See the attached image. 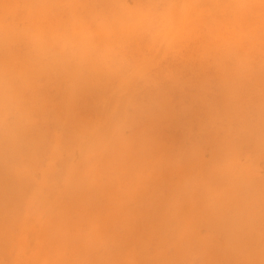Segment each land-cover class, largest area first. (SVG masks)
<instances>
[{
	"label": "bare ground",
	"instance_id": "obj_1",
	"mask_svg": "<svg viewBox=\"0 0 264 264\" xmlns=\"http://www.w3.org/2000/svg\"><path fill=\"white\" fill-rule=\"evenodd\" d=\"M56 1H59V3H60V5L61 6H63V8L64 9H69L68 11H70V10H72V8H74V6H72V8H71V4H72V1H73V3L74 2H76V0L74 1V0H72V1H64L63 2V4H65L66 2H68V3H70V5L68 4V6H70V8L69 7H67V8H65L64 7V5H62L61 4V2L63 1H61V0H0V17L2 16V17H4L1 13L4 11V9L7 11V12H10V11H12L13 12V10L14 11H16V7H18L21 3V5L20 6H22L23 5V7H24V10L21 8V7H19L18 8V10H19V12H22V10L23 11H26L27 9H29V6H28V8L26 7L27 6V4L29 5V4H31V8L29 9V10H31L30 11V13H29V11H28V13H26L27 15H29V16H27L26 15V20H27V18H28V22L31 24V22H32V18H34V13H36V14H43L44 13V10L46 9V10H48L49 8H51L52 6H53V4H51V3H54V6L55 5H57V3H55ZM107 2L106 4H107V6H108V4L111 2V1H114V0H109V2H108V0L106 1V0H102V2ZM115 1H117V0H115ZM118 1H120V0H118ZM124 1V0H123ZM131 1V0H130ZM135 1V0H134ZM137 1H140V0H136V3L135 2H133L132 4H131V2H130V4L132 5L131 7H133L134 8V5H135V8L134 9H136L138 6H140L141 5V1L137 4ZM142 1H144V0H142ZM145 1H147V0H145ZM152 1V0H151ZM160 1V0H159ZM166 3H165V2ZM172 0H161L160 2H164V4H169V5H171L172 4V2H171ZM175 1V0H174ZM176 1H179L180 2V0H176ZM188 1V0H187ZM209 1V0H208ZM211 1H213V2H211ZM210 1V3H207V5L208 6H212V10H215L214 9V7L215 6H217L218 8H220L219 6H221V8L224 6V8H222V9H224L225 11H223V12H225V13H223L222 11V13H223V16H220V17H222V18H224L225 16H227L225 19H223L222 20V18H221V20H219V15H214L213 13L215 12H217V10L216 11H213V13L211 12L212 10H209V9H211V8H209V7H206V8H209L208 10H201L198 14H199V16H196V17H194V16H192L190 13H189V10L188 9H186V11H184L185 9L183 8L184 6H183V4L185 3L186 4V1H184V3L182 4V5H180V7H182V9L179 7L178 8V11H177V15L176 14H174L173 13V16H172V11H174V10H172V8L171 9H169V11H167V12H170V13H164L165 14V16L167 15L168 17H170L171 18V16L172 17H174V21H177V26L175 27L174 26V28H173V25L171 26V23L169 24V26H171V27H169V30L167 31L168 33H170V34H168V35H174L173 36V39L175 38V33H176V36L179 34V32L180 31H182L181 29H183V32H184V35H185V33L187 32V31H189V32H187V34L189 33H191V34H193V37H194V35H195V37H197V34L198 33H200V35H201V33H205V32H207V33H205V34H203L201 37L203 38H205L204 39V42L202 43V42H200L201 40H200V38L201 37H199V39H197L198 40V42L194 39V41H193V37H192V35L190 36V35H185V37H184V35H182L181 33L182 32H180V34L175 38V40L176 41H174L173 39H172V35L171 36H169V41H167L166 42V40H167V38H166V40L164 41L163 40V42L162 41H160L159 43H161V44H163V43H167V44H165V46L164 47H166V45H168V44H170L169 42L171 41L172 43L173 42H177V38L179 37V38H187L188 36H190L191 38H187V39H185V40H187V46H189V43H188V41H189V39L190 40H192L190 43H194V44H196V46H200V48H196V46H194V44L192 45V47H193V49L195 50V48L196 49H201L202 47H203V49H201L200 51H199V53H198V51L197 50H195V51H193V49H191L192 47H191V45L189 46V47H191L190 49L192 50V53H191V51H189V48L188 47H186V46H183V45H185V44H181L182 46L181 47H186L185 49H187V52L186 51H184L181 55H184L185 54V56L187 55V58L188 57H191V55H192V58H195V56H193V55H200L201 53H202V63L204 62V60L205 59H207L208 60V58H210V61H212L214 58H215V56H216V59H215V61L213 60V62L214 63H211V64H213V66L212 67H214L215 69H214V73H215V71H216V73L214 74V75H216L217 77H219L218 75H220V76H222V78H223V76L224 75H226L225 76V78H223V79H225V81H228V82H225L224 80V82L227 84L226 86H223L221 83H222V78L221 77H219V78H217V80H218V82L217 83H219L218 85L220 86V87H222V88H220L219 87V89H223V87H225L224 88V90L226 91V92H228V94L224 91V90H221V91H224V93H222L221 91H219V92H221L222 94H220V96L218 97L219 98V100L220 99H222L221 101L223 102H221L220 103V105H218V109L222 106V108H225V109H223V110H225V112H227L226 113V115H230L231 116V114L232 113H234L236 110L238 111V107H236V105L237 106H239V104L238 103H241L242 101L241 100H244V99H246L247 97H249V96H247V97H245L244 95H242V93L243 92H245V91H240V92H242V93H240L239 91L237 92V90H233L232 88H234L235 86H239V84H242V83H244V82H242L241 83V81H244V79H245V81L247 82L248 80H252V79H254V78H251L252 76L251 75H253L252 73H253V70L251 71V70H249L248 68L247 69H245V70H249V72H251L250 73V77L247 79V74H246V78H243V76H244V73H243V75H241L242 74V72H243V70H242V68L243 67H241V66H244V68L246 67L245 65H249V63H247V60H246V54H247V48L248 47H250V45H251V48H253V44L252 43H254V42H252V41H255V42H257V40L258 41H261L260 39H262V38H264L263 37V34H264V32L262 31V29H264V23H262V21L264 22V17H262V16H264V11L262 12L263 14L261 15V14H259L260 12V10H261V8H264L263 6H262V3H260L261 1L263 2L264 0H261L260 2H258L259 4L258 5H256L255 6V3L257 2V1H259V0H254V1H250V0H248L249 1V5L251 6H249V5H247L248 4V1L246 2V0H229V1H227V0H225L224 2H223V0H221L223 3H221V1L220 0H216V1H218V3H217V5H215L214 6V0H211ZM220 1V2H219ZM120 2H122V1H120ZM149 3H145L146 5L147 4H149V5H151L150 3V1H148ZM160 2H158L157 1V4H155L154 6H156V5H158V3H160ZM193 2V1H192ZM195 2L196 1H194V3L193 4H195ZM254 2V4H252ZM18 3H19V5H18ZM35 3H36V5H35ZM38 3V4H37ZM46 3H47V6H45L44 7V4L46 5ZM49 3V4H48ZM59 3H58V5H59ZM117 3V2H116ZM119 3V2H118ZM125 3V2H124ZM129 2H127L126 4L129 6V4H128ZM143 3V2H142ZM143 3V4H144ZM154 3H155V1H154ZM153 1H152V6H153ZM171 3V4H170ZM212 3V4H211ZM220 3H221V5H220ZM225 3V4H224ZM230 3V4H229ZM25 4H26V6H25ZM42 4H43V6H42ZM76 4H77V2H76ZM102 4H104V3H102ZM105 4V5H106ZM111 4V3H110ZM136 4H137V7H136ZM161 4V3H160ZM163 4V5H164ZM173 4H174V2H173ZM172 4V5H173ZM179 4V3H178ZM224 4V5H223ZM232 4V5H231ZM13 5H16L15 6V8L13 9L12 7H13ZM37 5H40V6H42V7H40V9L39 10H41V11H43V12H39V10H37L36 12H34L33 13V11L35 10L34 8H36L35 6H37ZM50 7H49V6ZM57 5V6H58ZM67 5V4H66ZM73 5V4H72ZM118 5V4H117ZM119 5H121V4H119ZM123 5V4H122ZM141 6V7H138L136 10H141L143 7L145 8H143L142 9V11L143 10H145L146 11V13H147V7H148V5L147 6ZM163 5H160V7H157L158 8V10H159V8H162V7H165V6H163ZM169 5H167L166 7H168ZM187 5V4H186ZM185 5V6H186ZM223 5V6H222ZM227 5V6H226ZM264 5V4H263ZM53 6V7H54ZM104 6V5H103ZM107 6H104V7H107ZM111 6V5H110ZM124 6V5H123ZM175 6H177V2H176V4H175ZM179 6V5H178ZM177 6V7H178ZM210 6V7H211ZM255 6V7H254ZM258 6L259 7H261L260 9L258 8ZM25 7L27 8L26 10H25ZM33 7V8H32ZM43 7L45 8L44 10H43ZM47 7V8H46ZM56 7V6H55ZM54 7V8H55ZM109 7V6H108ZM107 7V8H108ZM117 7V6H116ZM122 6H120V8H121ZM150 7V6H149ZM169 7H171V6H169ZM225 7H227V9H228V12L230 13V14H228L227 13V9L225 8ZM249 9H248V8ZM254 7V8H253ZM37 8H39V6H37ZM36 8V9H37ZM52 9L53 11H54V13H57V11L55 12V10H57V9ZM57 8V7H56ZM59 8V7H58ZM84 8H86V7H84ZM90 8V7H89ZM115 8V7H114ZM119 8V9H120ZM126 8V7H125ZM141 8V9H140ZM154 8H156V7H154ZM174 8V7H173ZM256 8H258L259 10H258V14H257V9ZM22 9V10H21ZM33 9V10H32ZM62 9V8H61ZM60 9V10H61ZM91 9V8H90ZM93 9V8H92ZM96 9V8H95ZM126 9H128V8H126ZM149 9V8H148ZM151 9V8H150ZM149 9V12H148V14L150 13V12H152L151 10ZM168 10L167 8H164V10ZM175 9V8H174ZM180 9V10H179ZM255 11H254V10ZM18 10H17V12H15L16 14H13L12 13V16H14V17H20L21 15H23V13L24 12H22V13H19L20 15H18ZM21 10V11H20ZM74 10H75V8H74ZM77 10V9H76ZM85 10V9H84ZM89 10V9H88ZM107 10V9H106ZM110 10V9H109ZM129 10H131V9H128L127 11H129ZM153 11L155 10V9H152ZM158 10H156V11H158ZM163 10V9H162ZM163 10V11H164ZM165 10V11H166ZM172 10V11H171ZM219 10V9H218ZM253 10V11H252ZM51 11V10H50ZM50 11H48V12H50ZM73 11V10H72ZM91 11H95V12H97L96 10H91ZM91 11H89V12H91ZM111 11V10H110ZM109 11V12H110ZM116 11V10H115ZM115 11H113V13L115 12ZM122 11V10H121ZM120 11V12H121ZM125 11V10H124ZM132 12H133V10H131ZM130 11V12H131ZM135 11V10H134ZM156 11H154V12H156ZM159 11H161V10H159ZM182 11V12H181ZM197 11V10H196ZM203 11H205L206 12V15H208V18H207V16L205 15V12L203 13ZM210 11L211 13L210 14H208V12ZM249 11V12H248ZM262 11V10H261ZM45 12H47V11H45ZM62 12V11H61ZM76 12V11H75ZM95 12H94V14L93 13H91L92 15H94L95 17H97L98 15L97 14H99V12L97 13V14H95ZM108 12V11H107ZM108 12V13H109ZM140 13H143V12H141V11H139ZM139 12H135V15L137 16L138 14H139V16H140V13ZM184 12H185V14H184ZM203 14H202V13ZM244 12V13H243ZM245 12H247V13H249V14H245ZM250 12H254V13H256V14H254V16H253V14H250ZM25 13H24V17H25ZM51 13V12H50ZM53 13V12H52ZM59 13V12H58ZM57 13V14H58ZM62 13H64V12H62ZM65 13H67L66 15H68V12L66 11ZM72 13V12H71ZM70 13V14H71ZM111 13H112V11H111ZM111 13H109V15L111 14ZM116 13V12H115ZM123 13V12H122ZM134 13V12H133ZM137 13V14H136ZM179 13V14H178ZM181 13V14H180ZM193 13H195V12H193ZM201 13V14H200ZM220 13V12H219ZM226 13H227V15H226ZM7 14H9V13H7ZM5 15V11H4V15L6 16L4 19H7V16L8 15ZM34 14V15H33ZM41 14V15H42ZM46 14V13H45ZM48 14V13H47ZM56 14V15H57ZM60 14V13H59ZM78 14V13H77ZM121 14V13H120ZM124 14L126 15V13L124 12ZM158 14V13H157ZM224 14H225V16H224ZM10 16H11V14H9ZM32 16V18H30L29 19V17H31ZM41 15H40V17H39V19L41 18ZM49 16H46V15H42V19L44 20H42V19H40V20H38L39 21V23H40V21L41 22H47V19H48V21L50 22L49 23V25L50 24H52L51 22L52 21H54L55 20V24H54V22H53V27H54V29H55V26L56 27H59V26H57V23L58 22H56V21H58V19H61V17H59V15L58 16H56V15H54L53 16V14H48ZM52 15V16H51ZM64 14H62V15H60V16H62V19L59 21L60 23H65V20H67V16L66 15H64V16H66V18L63 16ZM86 15H89V13L87 12L86 13ZM92 15H90L89 17H91ZM97 15V16H96ZM111 15H115V14H111ZM111 15L109 16V17H111ZM124 15V16H125ZM128 16L129 15H131V14H127ZM144 15H147V14H144ZM155 15V14H154ZM160 15V14H159ZM170 15V16H169ZM211 16V18H212V20L210 19V16ZM228 15H229V17H228ZM239 15H241V16H239ZM242 15H243V17H242ZM245 15H246V17H245ZM248 15V16H247ZM253 17H256L255 15H258L256 18H253ZM10 16H8V18H11ZM36 16V15H35ZM58 18L57 20H56V17ZM69 17H70V15H68ZM101 16V15H100ZM106 16V15H105ZM132 16H134V14L132 15ZM147 16H149V15H147ZM146 16V17H147ZM157 16V15H156ZM161 16V15H160ZM159 16V17H160ZM201 16L203 17V19L201 18ZM213 16V17H212ZM218 17L217 19L215 18V17ZM232 16H234V17H232ZM238 16V17H237ZM46 17H49V18H47L46 19ZM51 17H55V18H53L52 20H51ZM64 17V18H63ZM71 17H72V15H71ZM70 17V18H71ZM83 17V16H82ZM94 17V18H95ZM152 17V16H151ZM162 17H163V15H162ZM168 17H165L166 18V20L167 21H165V23L166 22H168L169 21V19H167ZM176 17L178 18V19H176ZM249 17H251V18H249ZM262 17V19H260ZM23 18V17H22ZM36 19H33V22L35 23L36 21L35 20H37V17H35ZM69 18V20H71V21H73V19H74V21H76V19L78 20V19H80L81 17L79 16V14H78V16H77V18H76V16L73 14V19H70ZM99 18V17H98ZM97 18V19H98ZM106 18H108V15H107V17ZM112 18V17H111ZM144 18V17H143ZM143 18H142V20H143ZM191 18V19H190ZM201 18V19H200ZM232 18V19H231ZM258 18V19H257ZM15 19V18H14ZM21 18H19V20H20ZM46 19V20H45ZM64 19V20H63ZM86 19V18H85ZM113 19V18H112ZM124 19H126V18H124ZM127 19H128V17H127ZM126 19V20H127ZM130 19H132V18H130ZM139 19H141L140 17H139ZM146 19V18H145ZM153 19V18H152ZM156 19H157V17H156ZM160 19H161V21L164 19H162L161 17H160ZM160 19H159V21H160ZM172 19V22H173V18H171ZM170 19V20H171ZM207 19V20H206ZM214 19V20H213ZM243 19V20H242ZM245 19V20H244ZM248 19V20H247ZM251 19L253 20V22H255V21H257L258 22V20L260 21L261 20V22H258L259 24H262L261 25V28H259V27H256V25L255 24H257V23H253L254 24V26H252V24H251V28H255V29H257V30H260V31H262V32H260V31H257V30H254L253 29V32L252 33H254V34H252L251 32V37H250V35H248V33L246 34V32L248 31L249 32V30H246V29H242V27L243 28H247L246 27V21H247V23H248V21L250 20L251 21ZM257 19V20H256ZM3 20V19H2ZM2 20L0 19V21L2 22ZM8 20H10V19H8ZM17 19H15V21H16ZM26 20H25V23L23 22V24H26L27 22H26ZM95 20V19H94ZM99 20L101 21L102 19H98V21L97 22H99ZM107 22H106V24L108 23V20L109 19H105ZM105 20H103V21H105ZM133 20H134V18H133ZM135 20H136V18H135ZM141 20V21H142ZM149 20H150V18H149ZM154 20H155V16H154ZM153 20V21H154ZM189 20H191V21H189ZM225 20V21H224ZM5 21H7V20H5ZM96 21V20H95ZM158 21V20H157ZM186 22V21H189V25H187L188 24V22H187V24L185 25L187 28H185V27H182V23H180V22ZM211 21V22H210ZM222 21H223V23H222ZM244 21H245V24L246 25H244L243 23H244ZM250 21H249V23H250ZM13 22V21H12ZM17 22H19V21H17ZM21 21L19 22V24L21 25V23H22ZM32 22V24L31 25H36V24H39V23H33ZM114 22V21H113ZM140 22V21H139ZM138 22V23H139ZM154 22H156V20L154 21ZM7 23V22H6ZM60 23H58V25H60ZM81 23H82V19H81ZM84 23V22H83ZM82 23V24H83ZM86 23V22H85ZM101 23H102V21H101ZM105 23V22H104ZM192 23V24H191ZM241 23V24H240ZM248 23V25H250ZM7 24H9V21H8V23ZM7 24H6V27H7ZM18 24V23H17ZM18 24V25H19ZM28 24V23H27ZM41 24V23H40ZM40 24L39 25H36V26H34L33 28H34V30H33V28L32 29H30V27H29V29L27 30V32L28 31H31V30H33V32L35 33V30H36V32L38 31V30H40V31H38V33H36V34H39L40 32V36H42V37H40V38H42L43 39V36H44V39H45V37L47 36V35H43V33H42V31L43 30H41V29H43L42 27H41V29L39 28L40 27ZM43 24V25H42ZM41 24V26H45V24L46 23H42ZM61 24V25H62ZM106 24H104V25H106ZM114 24V23H113ZM134 24H136V25H138L137 23H136V21H135V23ZM140 24H143V23H140ZM146 24H148V23H146ZM150 24H151V21H150ZM162 24H164V22L162 23ZM172 24H176L175 22H173ZM219 26H222L223 28H225V29H223L222 28V30L220 29V27H218V25ZM221 24V25H220ZM237 24V25H236ZM239 24V25H238ZM5 26V23H4V25L3 24H1L0 23V26ZM29 25V24H28ZM28 25H24V27H21V28H24L25 29V26L27 27ZM55 25V26H54ZM61 25H60V27H61ZM84 25V24H83ZM133 25V24H132ZM152 25H153V23H152ZM151 25V26H152ZM154 25H155V23H154ZM217 25V26H216ZM236 25V26H235ZM241 25H242V27H241ZM244 25V26H243ZM14 26V25H13ZM21 26H23V25H21ZM38 26V27H37ZM101 26H103V25H101ZM116 26V25H115ZM147 26V25H146ZM145 26V27H146ZM150 26V25H149ZM156 26L158 27V26H160V25H158V24H156ZM156 26H155V28H156ZM163 26V25H162ZM161 26V27H162ZM165 26V25H164ZM167 26H168V24H167ZM188 26H190V27H188ZM228 26H231V27H229L228 29H226ZM234 26V27H233ZM237 26H240V27H237ZM6 27H4V28H6ZM35 27H37V29L35 28ZM46 30H45V28H44V30L45 31H50L52 34H50V35H48L49 37L50 36H52V35H54L53 36V38L52 37H48L47 36V38L44 40L43 39V41H46L47 42V39L49 38L50 39V41H48V43H50V47H49V44L47 45V43H46V46H45V43H43L42 42V44H40V45H42L41 47H42V50H40L39 51V48H40V46L38 47V46H36V45H38L39 43V41H42V39L40 40L39 38H38V41H36L37 40V38L36 37H38V35L36 36V34H34L36 37H35V43L33 42V44H32V47H34V46H36V49H37V51H39V52H34L35 50V48H31L32 50H34L33 51V53L35 54V57H33L34 55H33V53H32V50L29 48V46L31 47V45H29L28 44V48L30 49H28L27 51L29 52V55H30V52H31V54L33 55H31L32 57H30L29 55H28V52L27 53H22V51H21V53H19V51L18 50H14L13 49V47L11 48V49H7L6 47V49L8 50V52H6V50H4V45L5 46H10L9 45V43H7V41H9L10 42V39H8L7 40V38H9V37H7V36H5V35H7V30L9 31V28H11L10 30L12 31V29H13V27H9V25H8V27L6 28V29H4L3 31L4 32H7L6 34L3 32V34H5L4 36H5V39L4 40H6V41H1L0 40V44H1V46L4 44V42H6V44H4L3 45V51H5V54L6 53H8L9 55H3V51H2V48H1V46H0V51H2V54H1V52H0V59H1V57H2V59H4V60H0V111H4L5 109H8V112L10 113V111L12 110L11 108L13 107V103H15V99H17L19 102L17 103V101H16V108L14 109L13 108V110H15V111H12L11 113H13V112H16L17 111V109H19L17 112H16V114L14 115L15 117H14V120H13V118H12V122H11V124H9L8 122H7V125H6V121L7 120H5L4 122H3V120H1L0 121V124L2 125V123H4L6 126L5 127H7V126H9V127H7V129H2L1 128V125H0V129H2L1 130V132H0V135H1V137H3V134H4V137H3V140L2 141H4L3 143V145L1 144L2 142H0V146L2 145V147H0V148H4V145L6 144V146H5V151H7V152H10L9 150L11 149V148H13L12 149V152H14V155H13V153H11L10 152V154H8V153H5V151L4 152H2V150H1V153H3V154H1L0 153V160H1V158L4 156V153L6 154L5 155V158H2V161H3V159H5L4 160V163H2V161H0V259H2L1 261H0V264H181L182 262H184V261H186V260H184L185 258H190L191 257V255L192 254H195V253H197V255L196 256H199L200 254H202V256L203 257H201V258H199V257H196V258H198V260L199 259H203V261L201 260V264L202 263H204V264H219L220 262L222 263V264H264V252H263V249L262 248H255L256 247V245L255 246H252V245H250V243H248V245H247V238L249 239V235H251V237H252V239H254L253 238V236L252 235H254V237L255 236H258L259 238H257V239H259V240H257L258 241V244L257 245H259L260 246V244H263L264 243V233H262L261 231L263 230L264 231V227L262 226L261 227V229L262 230H260L259 231V228H256V225H255V223H256V221H255V216L257 215L258 216V214H259V212L257 211V214L253 211L254 209H253V207H254V205H258V203L260 204L261 202L260 201H264V175L263 176H261L262 177V182L259 184V183H257V185L255 184V185H253V184H250V185H248L249 184V182H252V183H255V182H253V180L252 181H250V179L252 178L253 179V177H251V175H254V174H260V173H264V166H263V164L261 165V164H259V165H255V167H253L254 166V163H253V166L252 165H247V163H245V161L244 162H241V160H239L240 159V152H239V144H238V148L237 147H235L236 146V144H235V142H234V145H233V140L231 139V137H230V133L228 134V136H227V138H228V140H227V138H226V140H225V142L223 141V140H221V138H220V140H221V142H223V143H221L220 141V143H219V145H217V147H215V148H217L216 150L217 151H214L213 152V155L217 158V160H211V162L212 163H214V164H216V165H214V164H212V165H214V166H212L210 169H209V171L208 172H204L203 170V168L204 167H202L201 169H202V173L200 172L199 173V175H201V178H200V176L198 175V178L199 179H197V177H196V175H195V177H193L192 175V173L194 172V171H192L191 169H193V167H196L197 165L196 164H198V162L197 163H195L197 160H199V159H201L204 155H205V153H206V151L205 150H207V149H205V150H203V148H202V146L201 145H199V146H201L200 148H199V146H195V148H194V146H192V148L190 147V150H185L184 152L183 151H181V154H180V152H177L176 150H178V151H180L179 149H181V147H174V145L170 142V140H169V142H168V144H172L173 146H168L169 148H167L166 146V148L167 149H164V147H163V145L165 144H167V139L165 140V138L163 137V135H161V133H162V131H161V133H159L158 132V129L159 128H163L164 127V125H165V123H164V121L166 122V128H168L167 126H169V125H173V124H176L175 125V127H176V130H177V128H180L181 127V125H180V122L182 121V119H181V117L180 116H178V115H176L177 114V111H176V114H174L175 112H174V110L171 108V106H169V104H171V102L170 103H168L167 101H166V99L167 98H165V97H162V99H159L158 97H153V95L151 96L152 98H158L159 99V101L160 102H162V105H163V103H165L163 106L161 105V103L160 102H158V99H157V101L155 102V100L156 99H152V102H155V106L154 107H156L155 109H156V111H155V109H153V106L151 105L150 106V109H149V106H146L147 104H148V102L146 103V104H143V106H142V108L143 109H141V108H139L138 106H136V108H135V110L136 109H138L139 108V112H140V110H142V112H145V108H146V111L147 110H150V111H147V113H146V116H145V120H147L148 118L150 119V121L152 122V121H155V120H158V119H161V115H163L164 116V114H169L168 116H173V119H172V117L169 119V117L168 118H166L167 117V115H165L164 117L162 116V118L164 119V121L162 122L161 120V123L163 124V126H162V124H159L160 123V121H157L158 122V124L159 125H161L162 127H159V128H155V126L157 125L158 126V124H156V121L155 122H150L149 120H147L146 121V123L147 124H149V122L153 125V127H152V125L151 124H149V126L151 127L150 129H153V130H150V132L151 131H153V135L156 133V136H153V135H151L152 133H150V132H148L149 130V126H147L146 125V131H145V129H144V127L142 126V125H140V123L138 122L137 124H139L140 126H142L143 128V130L141 129L140 130V132H142V133H140V132H137V131H135V130H138L137 128H135L136 126H135V123H132V121L133 120H135V118H133L132 117V119L130 118V116H128L129 114V112L127 111V117H128V119L130 120L131 119V122H129V120L128 121H125V120H127V117H125V119H124V117H122L123 119H124V122L123 121H121L122 120V118H121V120H119L118 118H119V116H115V115H117V114H120L119 112H121V114H122V111L120 110L121 109V107L119 108V103L117 104V106H114L115 108H116V110H118V112L115 110V112H114V110H113V108H112V106H111V104H110V99H108V100H106L105 101V104H106V102L107 101H109V103L107 102V104L106 105H108L107 107H109L110 109H108V108H106L105 106H104V108H106L107 110H109L108 112L109 113H111L110 112V110L112 109V113L111 114H113L114 113V115H112V119H115V121L113 122V125H111V124H109V125H111V127L110 126H108V123H110L112 120H108L107 122L108 123H106L105 124V122H104V124H103V126L104 127H106V126H108L109 128H110V130H109V128L107 127V129L105 128V130H104V128L103 129H100L101 130V132H99V126H101V125H99V126H97L95 129L96 130H94V127L92 126L93 125V121L92 120H90L89 119V121H91V123L89 122V124L87 125L86 123V121L88 120H86V116L84 117L83 116V111H80L81 113H82V115L79 113V112H77V114H78V117L76 116H74L73 115V117H74V119H78V121H80L81 120V118H83V120L85 121V124H80V123H84V121H82V122H77V124L79 123L80 124V126H82V128H79V131H81V132H84V133H81V136L83 137L84 135L86 136L87 134H85V133H88L87 131L85 132L84 130L86 129L87 130V128H85V127H87V126H89L90 124H92L91 126L93 127V130H94V132L91 130V132H89L90 134L93 132V133H95L97 130V133L99 132L100 133V135L101 136H99L98 134H96V136L98 137H96L95 135H94V137H93V133H92V139H96L95 141H94V144H93V142H91V141H93L92 139L91 140H89V142L91 143L90 145H88V147L90 146V147H92V148H86L85 147V150L82 152V149H81V147H80V149L81 150H79V148H76L77 147V145L75 146V142H76V140H75V138L77 139L78 137L80 138L81 136L79 135L80 133L78 132V131H75V133L77 132V133H79V134H75V133H73V131H74V129L71 131V133H69V135H71V137H72V134L74 135V137H72L70 140H72V145H73V141L75 140V144H74V151H72V150H69V152L70 151H72V155H70L71 156V160L70 159H67L68 161H71L70 163L68 162V164H67V167H66V169L64 170V173H63V175H62V177L61 178H59V180L61 179L62 180V183L61 184H63V187L61 186V188H59V190H57V192L56 193H52L53 195H58L57 197L59 198H57L56 200L55 199H53V198H51L50 199V196L51 197H53V195H47L48 196V198H47V196H44V197H41L40 198V196H43V190H42V195H40L39 194V191H38V188H39V186H41V182L39 183V182H37V181H35V182H33V184H36V185H34L35 187H34V189H33V185L31 186V184H29L30 182H28V184H29V186L27 185V186H25V187H32V190L33 191H29L28 189H26V188H23L24 186L23 185H25V183H27V181L28 180H32V181H34L35 179L37 180V178L35 177L36 176V174H35V176H34V174L33 173H27V171H26V169H24V167L21 165V163L22 164H25V167H26V165H27V162L26 161H22V159H24L25 158V156H27L25 153L23 154V152L22 151H27L28 149H29V153H27V154H29L30 156H31V158L30 159H32L33 160V156H35V155H43V158H41L40 157V159L43 161L44 160V155L45 154H43V151L41 152L42 154H36L37 152V150L36 149H41L40 148V145H42V147H43V145H45L44 143L45 142H42L43 140H41L42 138H44L45 139V134H47L48 132H46V133H44V134H42V132H41V134H42V136H41V134H39L40 132H35L36 130L35 129H33V128H36V127H32L31 129L30 128H28V124H27V122L26 121H31L30 119H28L29 117H31V113H32V118H33V116H38L39 118L41 117V113L45 110V108H48V107H46L45 106V104H47L48 106L50 105H53V107L54 106H57V103H51V102H48V101H50L51 99H53V98H56L55 100H57V101H59V97L58 96H56V97H53L54 96V93H52V97H50L49 98V95H51V94H47V93H44V92H47V90H43L44 92H40V90H41V85H48V83H49V87H51V85H52V87H53V84L52 83H50L52 80L55 82L56 80L55 79H57L58 78V76H60V78L61 79H59V80H61V81H64L65 80V77H67V75H69L68 76V78H67V81L65 80L64 81V84H65V88H63L62 89V91H64V93L63 94H61V96L63 95V99L65 100V102H67L66 104H65V102L63 101V99L60 97V100L62 99V101L61 102H63V103H61V105L62 104H64V105H60V102H59V104H58V106L56 107V108H58V109H55V110H58V112L59 111H61L60 113H62V114H60L59 113V115H58V113H57V115H56V120H58V121H56V123L57 122H59V124H61V125H66L67 123L69 124H73V127H75V125H76V122H75V125H74V122L72 123V121L71 120H73L74 121V119L72 118V114L73 113H71L69 116H71V120H68V119H66V121H65V123L64 122H62L60 119H62L63 118V116H64V114L66 113L67 114V110H68V113H69V111H70V108L68 109L67 107L69 106H71V104H73V105H75V104H77V103H79V101L81 100V101H83V103L82 104H84V96H86V93H87V96H86V98H88V100L91 98V97H93L94 95V98L96 99V101H97V99L98 98H100V99H102L101 97V94H99V93H106V97L103 95V93H102V95L105 97L104 99H107L108 97H110L109 95L107 96V94H109L110 93V91L108 92V90L110 89V88H112V87H109V88H107L106 87V85H107V83H108V85L110 84L111 86L114 84V87H116V90H115V88L113 89V90H115V92L117 93V94H120L121 92H119V91H122L123 89H126L127 88V86H129V91H130V94H132L131 92V90H133V89H131L130 87L132 86L131 85V83H132V81H131V83L130 84H128V82L130 81V79H131V77L132 76H130L129 77V75H133V74H136L139 70L137 69V71L135 72V70H134V72L135 73H131V74H129V75H127L125 78L126 79H128L129 78V80H125L124 78V80H123V82L125 81V83H127V84H125V83H119V82H117V81H119L118 79H120L121 78V76L122 75H124V74H122L124 71H123V69L124 68H126V69H128V68H131L132 67V65H133V63H132V65L130 64V67H129V65H128V63H130V62H128V61H130V60H132V59H130V60H127V59H129L127 56H125V57H127V61H124V59H123V57H121L122 55V52L124 53H126V51L125 50H127L128 49V47H129V45H132V46H130L129 48H134L135 47V44H133V43H131L130 44V42L132 41V38H131V33H128L130 36H128L127 35V37L128 38H131L130 40V42H129V44H127V42L129 41H126V47L127 48H125V50L123 49V51H122V48H123V45H122V41H120L119 42V44H120V46H122L121 48H120V46H119V44H118V46H119V48H120V50L122 51H120V55H119V53L117 54V52L115 53V55L113 56V57H110V59L111 58H115V60L113 61V62H115V61H117L118 63L119 62H121L122 60H120L121 58L123 59V63L122 64H120L119 65V67L122 69V71H120L121 69L119 68V69H117V71H118V74H119V76H118V74H115V70H114V68L116 67L115 65H117L118 63L117 62H115V63H113V62H111L110 61V59H108V61H110V62H106L105 63V54H104V52L103 51H100L99 53H98V51L100 50L99 48H102V45H103V42L100 44V45H98L97 47H99V46H101V47H99L98 49H94L93 50V53H95V52H97V53H95V54H92V53H85L86 51L84 50V49H86L87 50V48H88V50L87 51H89V49L92 51V46H93V44H92V46L89 48V46L90 45H86L85 47H87V48H85V47H83L84 45V42L85 41H83V40H85V32L87 31V29H86V31L85 32H82L83 33V40L81 39V41H83L82 43L83 44H81V45H83V46H81L80 44H79V47H80V49H78L79 47H71L70 45V43H71V37H69V38H67L69 35H71V34H69V33H67V34H65L64 33V26H62L61 28H60V30H63V32L60 34L59 33V36L61 35L62 36V38L61 39H63L64 40V38H66V39H68V40H64L65 42H63V43H67V42H69V39H70V42H69V46L71 47H68V43L66 44V47L65 46H63V47H65L63 50H67L68 48V52H67V54H66V52H63V50L61 49V48H59L58 47V43L60 44V42H58V38H59V36H58V38L55 36L56 34L58 35V32L59 31H57L56 30V32H55V30L53 29V27L50 25V27H48V22H47V24H46ZM108 27V24H107V26L106 27H104V28H107ZM131 26H129V27H127V28H130ZM133 28H136L135 26H132ZM143 27V26H142ZM154 27V26H153ZM153 27H150L151 29H153ZM205 27V28H204ZM216 27H218V28H216ZM233 27V28H232ZM235 27H236V29H235ZM0 28H3V27H0ZM63 28V29H62ZM98 28V27H97ZM103 28V27H102ZM109 28V27H108ZM126 28V27H125ZM139 28V27H138ZM144 28V27H143ZM160 28V27H159ZM165 28V30L163 29V34H164V31H165V35H166V29H168V28H166V27H164ZM230 28H231V30H230ZM248 28H250V26L248 27ZM247 28V29H248ZM250 28V29H251ZM17 29V28H16ZM20 29V28H19ZM24 29H22V31L24 30ZM48 29V30H47ZM50 29V30H49ZM57 29V28H56ZM132 29V28H131ZM137 29V28H136ZM185 29V30H184ZM188 29V30H187ZM219 29H220V31H223V32H225L224 34L222 33V35H221V32L219 31ZM1 30V29H0ZM6 30V31H5ZM13 30H15V29H13ZM21 30V29H20ZM19 30V31H20ZM51 30H53L54 31V33L51 31ZM78 30V29H77ZM130 30V29H129ZM129 30H126L127 32L129 31ZM144 30V29H143ZM142 30V31H143ZM145 30H147V29H145ZM150 30V29H149ZM154 30H156V29H154ZM201 30H203V32H201ZM206 30V31H205ZM210 30V31H209ZM212 30V31H211ZM213 30H215V33H214V31ZM216 30H217V32H216ZM228 30H229V33H228ZM236 30V31H235ZM245 31L246 30V32H245V35H244V32H241V31ZM2 31V30H1ZM10 31V32H11ZM18 31V29H17V32H18V34L20 33V37H21V32H19ZM25 31V30H24ZM23 31V36L24 35H27V33H26V31L24 32ZM44 31V32H45ZM79 31V30H78ZM82 31H84V30H82ZM124 31V30H123ZM126 31H125V35H126ZM133 31V33L135 32V34H137L138 33V31H137V33H136V31H134L133 29L131 30V32ZM158 31H159V29H158ZM186 31V32H185ZM220 32V34H217V33H219ZM233 31V32H232ZM16 32V33H17ZM130 32V31H129ZM144 32H146V31H144ZM144 32H142L143 34H144ZM150 32V31H149ZM151 32H152V30H151ZM150 32V33H151ZM156 32H157V30H156ZM161 31H159V33H160ZM209 32H212L211 34H209ZM227 32V33H226ZM239 34H237V33ZM257 32H259V33H257ZM12 33V32H11ZM31 34H32V31L30 32ZM49 33V32H48ZM47 33V34H48ZM101 33V32H100ZM114 33V32H113ZM124 33V32H123ZM122 33V34H123ZM140 33V32H139ZM158 33V34H159ZM230 33H231V35H230ZM261 33H262V35H261ZM10 34V33H9ZM13 34H14V32H13ZM12 34V35H13ZM44 34H46V33H44ZM64 34V35H63ZM69 34V35H68ZM110 35H112V32L111 33H109ZM141 34V33H140ZM153 34V33H152ZM155 34H157V33H154L153 35H151V34H147V32L144 34V37H143V35H142V37H140L139 36V38L142 40V38H143V40L141 41L139 38L138 39H136V41L137 40H140L141 41V43H140V41H138L140 44H141V48H145V46L143 47V44L145 43V42H147L148 43V41H145V40H147V37L149 38V36L151 35V36H153V38L155 39V37H156V35ZM207 34H209V36L210 35H212L211 37H213V36H215V37H213V38H211V37H209ZM213 34H215V35H213ZM229 34V35H228ZM241 34V35H240ZM243 34V35H242ZM255 34H256V38L259 36L260 37V35H261V37H260V39H253L252 41H251V39L250 38H254L255 37ZM260 34V35H259ZM33 35V36H34ZM68 35V36H67ZM109 35V36H110ZM117 35V34H116ZM132 35H134V34H132ZM145 35L147 36V37H145ZM155 35V36H154ZM160 35V34H159ZM216 35L217 36H220V37H216ZM223 35H225L226 36V39H225V37L223 36ZM253 35V36H252ZM258 35V36H257ZM17 36H19V35H17ZM30 35H29V33H28V37H29ZM33 36H32V38L31 39H33ZM60 36V37H61ZM63 36H65L64 38H63ZM78 38V33H77V35H73L72 36V39H73V37L74 38H76V37ZM88 36V35H87ZM86 36V37H87ZM91 36V38H90V40L89 41H91V39L94 37H92V35H90ZM90 36H88V37H90ZM99 36H101V35H99ZM109 36H107L108 37V39H110L109 38ZM115 36V35H114ZM137 36H138V34H137ZM198 36H199V34H198ZM205 36H207V38L205 37ZM228 36V37H227ZM230 36V37H229ZM234 36V37H233ZM236 36H238V37H236ZM241 36V38H240V40H242L243 42H244V40H245V37L249 40V41H251L250 42V44H249V41H247V39H246V42H248V43H246V44H244V43H240L239 42V40H238V38ZM7 37V38H6ZM13 37H15L16 38V34H14V36ZM12 36L10 37V38H13ZM20 37H18V38H20ZM98 37V36H97ZM104 37H106V36H104ZM104 37H103V39H104ZM106 37V38H107ZM123 37H125V36H122V38ZM133 37V39H134V37H135V35L134 36H132ZM160 37H162V36H160ZM160 37L158 36V39H160ZM163 37H165V36H163ZM171 37V38H170ZM225 39V41H224V39ZM233 38V40H231L232 38ZM235 37H236V39H235ZM27 38V37H26ZM98 38H100V37H98ZM105 38V39H106ZM117 38V37H116ZM127 38V39H128ZM135 38H137V37H135ZM152 38V37H151ZM201 38V39H202ZM209 38V40H212L211 42H209L207 39ZM211 38V39H210ZM218 38V40H216ZM221 38V39H220ZM243 38H244V40H243ZM1 39H3V38H1ZM17 39V38H16ZM16 39L13 41V43L16 41ZM29 39V38H28ZM31 39H30V41H31ZM48 39V40H49ZM54 39H56V41H54L53 40V42H51L52 40ZM88 39V38H87ZM97 39V38H96ZM101 39V38H100ZM103 39H101L102 41H104ZM112 39V38H111ZM119 39H120V37H119ZM124 39V38H123ZM125 39H126V37H125ZM124 39V40H125ZM222 39H223V41H222ZM12 40V39H11ZM34 40V39H33ZM32 40V41H33ZM149 40V42H150V39H148ZM181 40V39H180ZM206 40H207V42L209 43H207L206 42ZM221 40V41H220ZM228 40H231V41H237L238 43H239V45H238V43L236 44L235 42L234 43H232L231 41H230V43H229V41ZM29 41V42H30ZM59 41H60V38H59ZM73 41H77V39L75 40H73ZM80 41V42H81ZM112 41H113V39H112ZM115 41H116V39H115ZM144 41V42H143ZM203 41V40H202ZM216 41V43H217V41H219V42H221V43H223V47L221 46V48L219 49V48H217V47H220V45H222V44H220L219 45V43H217V44H215L214 42ZM12 42V41H11ZM37 42V43H36ZM57 43L56 45L57 46H55L54 47V45L55 44H53V43ZM95 42V41H94ZM101 42V41H100ZM124 42V41H123ZM156 43L155 44H157L158 42L157 41H155ZM179 42V41H178ZM177 42V43H178ZM181 42H184V40L182 41L181 40ZM213 42V43H212ZM13 43H11L12 45L11 46H13ZM32 42H30V44H31ZM77 43H78V41H77ZM86 44L88 43V42H85ZM112 43H114V41L112 42ZM117 43V42H116ZM134 43H135V40H134ZM139 43H137L138 45H139ZM146 43V44H147ZM227 43V44H226ZM258 43V42H257ZM51 44L53 45V49H52V47H51ZM76 43L75 42H73L72 43V46H74ZM89 44H91V42L89 43ZM106 44V43H105ZM104 44V45H105ZM146 44H144V45H146ZM160 44V46H162ZM198 44V45H197ZM199 44H201V45H199ZM207 44V45H206ZM211 44V45H210ZM214 44V45H213ZM224 44H226V46H225V49H224ZM232 44H234V46L232 45ZM235 44H236V46H238L237 48H235L236 46H235ZM240 44H241V46H240ZM243 44H244V46H243ZM247 44H249V46L247 45ZM256 44V43H255ZM254 44V45H255ZM34 45V46H33ZM116 45V44H115ZM149 45V44H148ZM177 45V44H176ZM176 45H174L175 47H176ZM217 45V46H216ZM229 45V46H228ZM48 48L49 47V49H52V52H53V50H55V52L57 51L56 49H57V47L60 49V50H62V53H63V56L64 57H61L62 56V53L59 51H57V53H55L56 54V56L53 54V53H50V54H48L47 55V53H46V51L47 52H49L48 51V49L46 50V48ZM117 46V45H116ZM124 46H125V42H124ZM154 46V45H153ZM160 46L158 45V49H160ZM171 46H172V44H171ZM205 46V47H204ZM211 46V47H210ZM216 46V47H215ZM231 46V47H230ZM62 47V46H61ZM62 47V48H63ZM68 47V48H67ZM81 47H83V48H81ZM104 47V46H103ZM113 47H114V44H113ZM112 47V48H113ZM156 47V45L154 46V48L152 47V49H156L155 48ZM163 47V46H162ZM170 46H168V48H169ZM208 49H207V48ZM242 47L243 48H246V49H242ZM43 48H44V50H43ZM73 48V49H72ZM115 48V47H114ZM117 49H119L118 47H116ZM138 48V47H137ZM137 48H136V50H137ZM167 48V47H166ZM166 48H164V49H166ZM177 48V47H176ZM214 48H217V49H219V50H216V49H214ZM223 48V49H222ZM227 48V49H226ZM250 48V49H251ZM72 49V50H71ZM116 49V50H117ZM172 49V48H171ZM175 49V48H174ZM174 49H173V51H174ZM179 49V48H178ZM184 49V48H183ZM182 48H181V50H183ZM211 49H213V50H211ZM235 49L237 50L236 52H235ZM70 50H71V52H70ZM73 50H78V51H76V52H78V54H76ZM83 50L85 51L84 53H83ZM98 50V51H97ZM114 50V49H113ZM113 50H112V52H113ZM135 50V51H136ZM204 50H206V52H204L203 53V51ZM207 50H210V51H207ZM14 51H17L16 53L14 52ZM82 51V52H81ZM127 51H129V50H127ZM131 51V50H130ZM139 51V50H138ZM152 51V50H151ZM157 51V50H156ZM159 51V50H158ZM162 51V50H161ZM177 51V50H176ZM202 51V52H201ZM13 52V53H12ZM25 52H26V50H25ZM51 52V51H50ZM103 52V53H102ZM132 52V51H131ZM130 52V53H131ZM153 53H155L154 51H152ZM151 52V53H152ZM172 52V51H171ZM182 52V51H181ZM188 52H190L191 53V55H190V53H188ZM193 52H196V53H194L193 54ZM210 52V53H209ZM211 52H213V53H211ZM15 53V54H14ZM45 54V56H46V59H48V60H46V59H44L45 58V56H43L44 54ZM59 53V55H57ZM61 53V54H60ZM65 53V54H64ZM130 53L128 54L129 56H131L130 55ZM133 53V52H132ZM136 53V52H135ZM177 53V52H176ZM188 53V54H187ZM217 53V54H216ZM235 53V54H234ZM237 53H239V54H237ZM23 54V55H22ZM26 54H27V56H26ZM36 54H40L39 56L38 55H36ZM71 54H72V56H71ZM74 54H76V56H74ZM81 54V55H80ZM138 54H139V52H138ZM137 53L135 54L136 56L138 55ZM157 54H158V52H157ZM157 54H155L156 56H157V58H159L158 56L159 55H157ZM159 54H161L160 53V51H159ZM170 54V53H169ZM204 54H206L207 56H210V57H206V55L205 56H203ZM222 54H223V57H222ZM225 54V55H224ZM11 55V56H10ZM50 55V56H49ZM52 55H54V56H52ZM80 55V56H79ZM86 55H88V56H86ZM111 55H113V54H111ZM110 55V56H111ZM118 57H117V56ZM124 55H127V54H124ZM123 55V56H124ZM134 55V54H133ZM134 55V56H135ZM170 55H172V54H170ZM174 55V54H173ZM189 55V56H188ZM215 55V56H214ZM231 55H232V59H230V57H231ZM234 55V56H233ZM10 56V57H9ZM24 56H26L27 58L29 57V60L26 58V57H24ZM49 56V57H48ZM52 56V57H51ZM108 56H109V54H108ZM116 56V57H115ZM140 56V55H139ZM156 56H155V58H156ZM167 56V55H166ZM176 56V55H175ZM214 56V57H213ZM226 56H228V59H230V60H228V61H224V59H226L225 57ZM243 56V57H242ZM248 56V55H247ZM6 57V58H5ZM20 57H23V58H20ZM44 57V58H43ZM48 57V58H47ZM67 57V58H66ZM69 57V58H68ZM72 57V58H71ZM121 57V58H120ZM201 57H199V58H201ZM211 57H212V59H211ZM235 57V60L233 59ZM32 60H31V59ZM37 58V60L39 61V63H38V61L37 60H35ZM39 58V59H38ZM71 58V59H70ZM77 59V61H76V59ZM117 58H118V60H120V61H118L117 60ZM132 58V57H131ZM135 57H133V60L134 61H136L135 59H134ZM138 58V57H137ZM156 58V59H157ZM161 58V57H160ZM159 58V59H160ZM197 58V57H196ZM196 58H195V61H196ZM199 58H197V61L199 60ZM222 58V59H221ZM250 58V57H249ZM8 59H10V60H8ZM13 59V60H12ZM70 59V60H69ZM218 59V60H217ZM238 59V60H237ZM11 60H12V63L13 62H15L13 65L15 66V72H17V74L15 73H12V72H14L13 71V67L14 66H12V63H11ZM18 60V61H17ZM27 60V61H26ZM51 60V61H50ZM73 60V61H72ZM74 60H75V62H74ZM79 60H81L82 62L84 61L85 62V64H83L81 61H79ZM132 60V61H133ZM138 60H139V58H138ZM164 60H166V59H164ZM164 60H162V62L164 61ZM189 60V59H188ZM206 60V61H207ZM217 60V61H216ZM221 62H220V61ZM232 60H234V62L232 61ZM237 60V61H236ZM16 61H17V63H19V61H20V64H18V66H16ZM34 61H36L35 63H34ZM40 61H43V63L45 62H47V64H43V63H41ZM49 61V62H48ZM70 61V62H69ZM160 61V60H159ZM192 61V60H191ZM197 61H196V63H194V64H198L199 63V61H198V63H197ZM209 61V62H210ZM239 64V65H241L240 66V68H241V70H240V72H241V74L240 73H238V71H239V69L240 68H238V70H237V67L239 66H236L237 64H236V62ZM243 61H245L244 63H245V65L243 64L242 65V63H243ZM5 62H6V64H5ZM8 62V63H7ZM33 62V63H32ZM74 62V63H73ZM79 62H81L80 63V65H79ZM126 62H128V63H126ZM137 62V61H136ZM161 62V61H160ZM160 62H159V64H160ZM182 62V61H181ZM208 62V63H209ZM215 62H217V63H215ZM220 62V63H219ZM2 63H4V64H2ZM21 63H22V66H21V68H20V65H21ZM77 63H78V65H77ZM110 65H109V64ZM126 65H125V64ZM189 63V62H188ZM191 63V62H190ZM201 63V64H202ZM205 63V62H204ZM208 63H205V64H203V67L202 66H197V70H200V72H201V69L202 70H204L203 71V74L205 75V73H207V71H206V66H207V64ZM223 63V64H222ZM226 63V64H225ZM229 63H231V64H229ZM236 65H235V64ZM10 66H12V67H9V65ZM35 64V65H34ZM76 66H75V65ZM134 64H135V62H134ZM144 64V63H143ZM170 64V63H169ZM168 64V65H169ZM173 64V63H172ZM176 65H177V63H175ZM179 64V63H178ZM218 64H219V66H218ZM221 64V65H220ZM233 64L236 66V68H235V70L234 71H236V72H233V70L232 71H230L232 74H234L235 75V77L234 78H232V76H229L230 75V72H228L229 73V75H228V73L227 74H224L223 72H224V70L225 71H227V69H228V71H229V68H231V67H229V65H231L232 67H234L233 66ZM2 65H5V66H2ZM72 65V66H71ZM74 65V66H73ZM109 65V66H108ZM111 65H113L114 66V68L111 66ZM121 65H123V67H121ZM128 65V68L126 67ZM157 65H158V63H157ZM165 65V63H163V65H162V67ZM174 65L175 67H173L172 65V67L173 68H175L176 70V74H173V75H176V79H178L177 78V76H178V71H177V66H181V63L179 64V65ZM183 65H184V63H183ZM189 64H187L186 65V63H185V65L184 66H186V67H184L185 69H186V71L188 70V69H191V68H193L191 65H193V64H190V66H188ZM196 65L194 66V67H196ZM200 65V64H199ZM206 65V66H205ZM218 67H216V66ZM225 65H227V67L225 66V68L226 69H224V66ZM7 66V67H6ZM34 66V67H33ZM82 66V67H81ZM167 66V65H166ZM165 66V67H166ZM11 68V69H9V68ZM110 67V68H109ZM149 67V66H148ZM147 67V68H148ZM154 67H155V65H154ZM153 67V68H154ZM160 67V66H159ZM158 67V68H159ZM161 67V68H162ZM169 67H170V65L166 68V70L168 69L169 70ZM188 67V68H187ZM200 67V69H198ZM207 67H209V66H207ZM211 67V66H210ZM229 67V68H228ZM3 68V69H2ZM18 68V69H17ZM33 68H36V69H33ZM60 68V69H59ZM112 68V69H111ZM138 68V67H137ZM144 68V67H143ZM156 68V67H155ZM217 68V69H216ZM219 68H220V71H219ZM249 68H250V65H249ZM252 68V67H251ZM6 69H8V70H6ZM17 69V70H16ZM20 69V70H19ZM32 69H33V71H32ZM52 69L54 70V72L56 73H59V74H55L53 71H52ZM62 69V70H61ZM87 69V71H85ZM125 69V72L127 71ZM160 69V68H159ZM165 69V68H164ZM163 69V70H164ZM171 69V68H170ZM180 69H182L181 67H180ZM179 68H178V70L180 71V72H183V71H181ZM185 69H183V70H185ZM224 69V70H223ZM232 69V68H231ZM234 69V68H233ZM38 73V74H35L36 72ZM52 71L51 73H49L50 71ZM59 70H60V72H59ZM115 72H114V71ZM162 70V69H161ZM163 70H162V72H163ZM173 71H174V69H172ZM196 69H194V71H195ZM196 70V71H197ZM207 70H210V69H207ZM211 70H213V69H211ZM244 70V71H245ZM6 71V72H5ZM8 71H11V74H10V72H8ZM42 72L43 74H41L40 72ZM111 71V72H110ZM143 71V70H142ZM142 71H141V73H142ZM165 71V70H164ZM170 71L171 70H169V72H167L168 74V76L170 75L171 77L173 76V75H171V74H169L170 73ZM172 71V72H173ZM174 71V72H175ZM189 71H191V72H194L193 71V69H191V70H189ZM223 71V72H222ZM31 72H32V74H33V76H34V78H39V79H42V82H40V83H42V84H40L39 85V82L37 83L36 82V80L34 79V78H32V74H31ZM33 72H35V73H33ZM48 72V73H47ZM64 72V73H63ZM85 72H87V73H85ZM109 72H110V74H113V75H115V76H118V79H117V77L116 78H114V76L112 75V77H113V79H112V81L113 80H117V81H113V82H111V80L108 82L107 81V83L105 84H102V80L104 81L105 79H107V80H109L108 79V76L109 77H111V75L109 74ZM113 72V73H112ZM122 72V73H121ZM124 72V73H125ZM140 72V71H139ZM161 72V73H162ZM179 72V73H180ZM185 72V71H184ZM222 72V73H221ZM246 72V71H245ZM53 73V75L55 76H53L54 78L52 79L51 77V75L49 76V74H52ZM117 73V72H116ZM120 73L122 74L121 76H120ZM202 73V72H201ZM220 73V74H219ZM41 74V75H40ZM47 74H48V76H47ZM60 74H62V75H60ZM138 74V73H137ZM146 74V73H145ZM160 74V73H159ZM163 74V73H162ZM213 74V73H212ZM222 74V75H221ZM238 74V76H237V78H236V75ZM240 74V75H239ZM264 74V73H263ZM262 74V75H263ZM36 75H38L37 77H35ZM46 76L45 78L44 77H42L41 78V76ZM140 75V74H139ZM142 75V74H141ZM164 75H166V74H164ZM207 75H208V73H207ZM261 75V76H262ZM31 76V77H30ZM65 76V77H64ZM102 76H107V77H103L102 78V80H101V77ZM134 76V75H133ZM136 76H138V75H136ZM135 76V77H136ZM159 76H161V75H159ZM201 76H202V74H201ZM200 76V74H199V77H201ZM18 77V78H17ZM47 77H48V79L50 78V79H52L51 81L49 80L48 81V79H47ZM111 77V78H112ZM123 77V76H122ZM145 77V76H144ZM163 77V76H162ZM161 77V78H162ZM165 77V76H164ZM171 77H168L169 78V80L168 81H170L171 80V83H174V82H172V79H173V77L171 78ZM181 78H183L182 76H180ZM203 77V79H205V77L204 76H202ZM209 75L207 76V79L204 81V84L205 83H207L206 81H208V80H210L209 78ZM212 77H214V76H212ZM231 77V78H230ZM240 79H239V78ZM241 77H242V79H241ZM245 77V76H244ZM28 78H29V81H28ZM64 78V79H63ZM70 78V79H69ZM141 78H143L142 76H140V80H141ZM167 78V79H168ZM211 78V77H210ZM221 78V79H220ZM20 80V81H17V80ZM63 79V80H62ZM138 79V80H139ZM166 79V78H165ZM229 79V80H228ZM231 79H233L234 81H235V79H237L236 81H238V83H236L235 85H232L231 83H233V82H231L232 80ZM259 80V79H262V81L261 80H259L257 83H260L259 85H260V89H261V91H257V90H259L258 88L257 89H255L256 87H254L252 90L256 93V94H258V95H260V94H263L264 95V93H262V92H264V87H263V89H262V86L261 85H263L264 86V76H262V77H260L259 75L258 76H256V78H255V80ZM33 81V80H35V83H37V85L35 84H33V82L31 83V85H34L35 87H32V86H30V81ZM45 80H46V84H44V82H45ZM58 79H57V81L54 83L53 81V83H54V85L56 84V87H62L64 84L60 81V83H62V86H60L58 83V81H59ZM101 80V81H100ZM136 80V78H134V80L133 81H135ZM138 80H136L138 83H139V81ZM173 80H175V79H173ZM179 80H180V78H179ZM182 80V79H181ZM201 80H202V78H201ZM200 80V82H202ZM241 80V81H240ZM256 80V81H257ZM48 81V82H47ZM68 81L69 82H71V84L69 85L68 84ZM121 81V80H120ZM127 81V82H126ZM135 81V82H136ZM177 81V80H176ZM183 81V80H182ZM182 81H180V84H181V82ZM255 81V82H256ZM261 81V82H260ZM16 82H17V84H16ZM58 82V83H57ZM263 82V83H262ZM19 83V84H18ZM68 84V86H69V88L66 86L67 84ZM115 83H117L116 85H115ZM177 83V82H176ZM182 83H184V82H182ZM216 83V84H217ZM249 83V82H248ZM247 83V84H248ZM28 84V85H27ZM57 84H58V86H57ZM119 84H121V86L119 85ZM123 84H125L124 86H123ZM133 84V83H132ZM175 84V83H174ZM173 84V85H174ZM203 84V83H202ZM221 84V85H220ZM228 84H229V86H228ZM234 84V83H233ZM238 84V85H237ZM246 84V85H247ZM101 85H102V87H101ZM105 85V86H104ZM109 85V86H110ZM119 85V86H118ZM127 85V86H126ZM139 85V84H138ZM137 85V86H138ZM182 85V84H181ZM225 85V84H224ZM245 85V86H246ZM25 86H28V87H32L31 89H32V91H30V90H28V92H29V94H28V96L30 95V93L32 92V94H34V95H30L29 97H28V99L30 98V97H32L30 100L31 101H34V97H35V94L37 93L38 94V98H39V95H40V98L38 99V98H36V99H38L39 100V102L35 99V101H37V102H35L36 104H34V102H31L30 100L28 101V99L27 98H25V96H22L24 99H27V101H25V102H23L22 100H24V99H22L21 97V99L20 98H18V96L20 95V90H22L23 91V88H24V91H25V88H27V89H29L28 87H25ZM37 86H40V87H37ZM98 86H100V88H103V89H100ZM126 86V87H125ZM135 86V85H134ZM170 86H171V84H170ZM170 86H169V88H170ZM175 86L178 88V86H180L179 85V83L176 85L175 84ZM232 86H234V87H232ZM55 87V88H56ZM79 87V88H78ZM98 89H96V88ZM104 87H106L105 89H104ZM119 87V88H118ZM125 87V88H124ZM163 87V86H162ZM162 87H160V88H162ZM168 87V86H167ZM167 87H165V90H167ZM174 87V86H173ZM229 87H231V89L229 88ZM243 87V86H242ZM242 87H241V85H240V87L238 88V89H240L241 88V90H242ZM249 87V86H248ZM248 87H245L246 89L248 88ZM259 87V86H258ZM33 88H36V89H33ZM42 88H43V86H42ZM45 88L47 89V87L45 86ZM44 88V89H45ZM164 88V87H163ZM163 88L161 89V90H163ZM180 88H181V86H180ZM228 88V89H227ZM237 88V87H236ZM27 89H26V92H27ZM38 89V90H37ZM56 89H58V88H56ZM65 89V90H64ZM66 89H68V90H66ZM70 89V90H69ZM80 89V90H79ZM84 89V90H83ZM89 89L91 90V91H89ZM119 89V90H118ZM121 89V90H120ZM137 89V88H136ZM135 89V90H136ZM158 89V88H157ZM35 90V92H36V90H37V92L35 93V92H33ZM59 90H61V88H59ZM76 90H77V92H76ZM92 90H93V93L91 94V92H92ZM94 90L96 91L95 93H94ZM101 91V92H98L97 93V91ZM107 90V91H106ZM111 90V89H110ZM118 90V91H117ZM127 90V89H126ZM164 90V91H165ZM174 89L172 88V90L170 89V91H173ZM178 90H181V89H179L178 88ZM230 90H231V92H230ZM245 90V89H244ZM263 90V91H262ZM48 91H49V89H48ZM57 91V94L59 93V91L58 90H56ZM61 91V92H62ZM79 91V92H78ZM82 91V92H81ZM87 91V92H86ZM89 91V92H88ZM128 91V90H127ZM129 91L126 93L127 95L125 96V94L123 95L122 94V96H120L121 98H127V100H128V95H129ZM134 91V90H133ZM157 91V90H156ZM51 92V91H50ZM65 92H68V93H65ZM75 92L76 93H79V97H78V94L77 95H75ZM80 92H81V94H80ZM158 92V91H157ZM235 92V93H234ZM248 92V91H247ZM259 92V93H258ZM261 92V93H260ZM25 93V92H24ZM39 93H41V94H43L42 95V97H44V98H42L41 97V94H39ZM69 93H71L70 95H69ZM90 93V94H89ZM136 93V92H135ZM158 93H160V92H158ZM158 93H155V95L157 94L158 95ZM164 93V92H163ZM170 92L168 91V94H169ZM231 93H233V94H235V96L233 95V94H231ZM246 93V92H245ZM249 93V92H248ZM250 93H252V91L250 92ZM26 94V95H27ZM56 94V93H55ZM60 94V93H59ZM65 94H68L69 96H67V95H65ZM82 94H83V97H82ZM89 94V95H88ZM97 94V95H96ZM99 94V95H98ZM113 94H115L114 92H113ZM162 94V93H161ZM160 94V95H161ZM197 94L198 93H196L195 95L197 96ZM228 95V98H224V97H227V95ZM247 94V93H246ZM65 95V96H64ZM91 95V96H90ZM93 95V96H92ZM164 95H166V94H164ZM170 95V94H169ZM223 97H222V96ZM231 95V96H230ZM240 95L242 96V97H240ZM248 95V94H247ZM73 96H76L77 97V99L79 98V100H77V99H75L76 97H74L73 98ZM96 96L98 97V98H96ZM99 96H101V97H99ZM112 96H116V95H112ZM125 96V97H124ZM159 96V95H158ZM163 96V95H162ZM168 96V95H167ZM196 96H193V97H196ZM233 96H234V98H233ZM49 98V100H46V99H48ZM58 97V98H57ZM68 97V98H67ZM72 97V98H71ZM90 97V98H89ZM118 97V96H117ZM133 97V96H132ZM235 97H240V98H238L239 100H237ZM262 97H264V96H262ZM65 98H67V99H65ZM69 98H71V100L69 99ZM83 98V99H82ZM110 98H113V97H110ZM116 98V97H115ZM170 98V97H169ZM231 98H233V101L235 102H233L232 101V99ZM242 98H244V99H242ZM14 99V100H13ZM43 99V100H42ZM124 99H121V100H123V102H125V100ZM225 99H226V101L228 100V102H226L225 101ZM237 101H236V100ZM250 99V98H249ZM252 99V98H251ZM260 99H261V95H260ZM67 100V101H66ZM74 100H76V102L74 101ZM88 100H86L85 99V104H87V102H88ZM91 100H92V98H91ZM94 100V99H93ZM99 100V99H98ZM115 100V99H114ZM121 100H117V101H120V103L122 102ZM129 100H131V98L129 99ZM148 100L150 101V99L148 98ZM163 100V101H162ZM168 100V99H167ZM170 100H172L171 98H170ZM262 100V99H261ZM261 100H260V102H261ZM14 101V102H13ZM21 101V102H20ZM71 101H73L72 103H71ZM80 101V102H81ZM96 101H92V102H96ZM100 101V100H99ZM116 101V100H115ZM165 101V102H164ZM217 101H218V99H217ZM216 101V102H217ZM229 101H232L231 102V104L229 103ZM252 101V100H251ZM254 101V100H253ZM257 101V100H256ZM264 101V100H263ZM261 102V103H257V102H255V104H260L261 106H262V108H263V110L262 111H264V102ZM22 102H23V105H21L22 104ZM27 102H28V104H27ZM31 104H30V103ZM44 102V103H43ZM48 102V103H47ZM103 102H104V100L102 99V104H103ZM113 102V101H112ZM111 102V103H112ZM151 102V101H150ZM149 102V103H150ZM151 102V103H152ZM157 102H158V104L160 103V105H157ZM167 102V103H166ZM20 103V104H19ZM49 103H51V104H49ZM69 103H71L70 105H69ZM129 103V102H128ZM145 103V102H144ZM224 103H226V104H224ZM251 103V102H250ZM19 104V105H18ZM25 104H27V105H25ZM29 104H30V106H29ZM32 104H34V106L32 105ZM39 104V105H38ZM68 104V105H67ZM81 104V105H82ZM91 104V103H90ZM89 104V105H90ZM97 104V103H96ZM131 104V103H130ZM168 104V105H167ZM219 104V103H218ZM234 104H236V105H234ZM1 105L2 106H4L3 108H5L4 110H3V108L1 109ZM25 105V106H24ZM40 105H42V106H40ZM98 105H100V103L98 102ZM97 105V106H98ZM104 105V104H103ZM113 105V104H112ZM122 105L124 106V103H122ZM140 105V104H139ZM150 105V104H149ZM172 105V104H171ZM174 105V104H173ZM182 105H184V104H182ZM181 105V106H182ZM223 105H225V107L223 106ZM228 105V106H227ZM229 105L230 106H232V107H229ZM242 104H240V106H241ZM260 105H255V106H257L258 107V109L260 108ZM20 106V107H19ZM33 106V107H32ZM37 106V107H36ZM43 106H45V108L43 107ZM50 106H49V110H51V108H50ZM60 106L62 107V108H60ZM67 106V107H66ZM82 106H84V105H82ZM102 106V105H101ZM127 106H128V104H127ZM175 106V105H174ZM213 106V105H212ZM233 106L235 107V110L233 111ZM252 106V105H251ZM254 105H253V107H255ZM35 107H36V109H35ZM39 107V108H38ZM64 107H66L65 109H67V110H64L63 108ZM72 107V106H71ZM79 107V106H78ZM85 107V106H84ZM83 107V108H84ZM95 107V106H94ZM138 107V108H137ZM160 107H163V108H160ZM165 107V108H164ZM168 107V108H167ZM182 107H184V106H182ZM227 107H229V108H227ZM10 108V109H9ZM31 108H33V109H31ZM40 109V110H38V109ZM44 108V110L42 111V109ZM87 108H89V106L87 107ZM98 108V107H97ZM100 108V107H99ZM102 108V107H101ZM117 108H119V109H117ZM148 108V109H147ZM158 108H160V110L158 109ZM169 108H171V109H169ZM222 108H220V109H222ZM237 108V109H236ZM53 109V108H52ZM60 109V110H59ZM82 109V108H81ZM164 110V112L165 113H162L163 112V110ZM169 109V110H168ZM179 109H180V107H179ZM206 109H208V108H206ZM232 109V110H231ZM240 109H242V108H240ZM255 109V108H254ZM10 110V111H9ZM36 110V112H34ZM37 110H38V112H41L40 114H38V112H37ZM49 110H46L45 112L47 113V111H49ZM54 110V109H53ZM54 110V111H55ZM80 110V109H79ZM83 110V109H82ZM107 110H106V112H107ZM120 110V111H119ZM127 110V109H126ZM134 110V111H135ZM152 110H154V111H152ZM177 110V109H176ZM227 110H231V111H227ZM244 109H242V111H243ZM31 111V112H30ZM35 113V115H33V112ZM85 111H87V109L85 110ZM84 111V112H85ZM88 111H91V110H89L88 109ZM87 111V112H88ZM98 111V110H97ZM159 111H162V112H159ZM168 113H167V112ZM170 111H172V112H174V113H172V112H170ZM182 111V110H181ZM207 111H209V110H207ZM221 110H219V112H220ZM255 111V110H254ZM257 111V110H256ZM259 111V110H258ZM258 111H257V113H258ZM19 112V115H17V113ZM52 112V111H51ZM65 112V113H64ZM74 113H75V111H73ZM95 112V111H94ZM117 112V113H116ZM126 112V111H125ZM136 112V111H135ZM149 112H151V113H149ZM155 114H157V115H154V113ZM229 112V113H228ZM231 112V113H230ZM44 113V112H43ZM42 113V114H43ZM45 113V114H46ZM92 113H93V111H92ZM92 113H90V114H92ZM105 113V112H104ZM108 113V115H110L111 116V114H109ZM116 113V114H115ZM153 113V114H152ZM179 113V112H178ZM236 113V112H235ZM234 113V115L235 116H237V114H235ZM256 113V114H257ZM8 114V113H7ZM52 114V113H51ZM55 114H56V111H55ZM76 113H75V115H77ZM90 114L88 113V115L90 116ZM97 114H98V112H97ZM133 114V113H132ZM131 114V115H132ZM138 114V113H137ZM136 114V115H137ZM140 114H141V112H140ZM148 114V115H147ZM152 114V115H151ZM159 114H160V116H159ZM175 115V117H174V115ZM240 113H238V115H239ZM242 114V113H241ZM259 114H260V111H259ZM261 114H262V112H261ZM10 115H12V114H10ZM47 115V114H46ZM46 115H44L45 117H47ZM68 115V114H67ZM80 115V116H79ZM87 115V114H86ZM87 115V116H88ZM94 115V114H93ZM93 115L91 116V118L93 119ZM96 115V114H95ZM134 115V114H133ZM135 115V116H136ZM180 115V114H179ZM222 115H223V113H222ZM254 115H255V113H254ZM3 115L1 114V116L0 117H2ZM7 116V115H6ZM43 116V119L45 118ZM53 116H54V114H53ZM59 116V117H58ZM83 116V117H82ZM97 116V115H96ZM121 116H123V114L121 115ZM152 116H154V117H152ZM178 116V117H177ZM233 116V115H232ZM259 116V115H258ZM261 116H263V115H261ZM60 117H62V118H60ZM115 117V118H114ZM137 117V116H136ZM140 117V116H139ZM158 117V118H157ZM180 117V122L178 121V120H176V118H179ZM241 117V119H246L245 118V116H244V118H243V116H240ZM260 117V116H259ZM31 118V119H32ZM69 118V117H68ZM85 118V119H84ZM87 118H90V117H87ZM106 118H109V116H106ZM105 118V119H106ZM110 118V119H111ZM147 118V119H146ZM152 118H155V119H153L152 120ZM229 117H227V119H228ZM230 118H236V117H230ZM229 118V119H230ZM263 120H262V119ZM261 118H259V120L260 121H255V119H254V121L257 123H259V122H263L262 124L260 123V127L258 126V128H259V130H261V129H263L264 130V126L263 127H261L263 124H264V117H261ZM8 119V118H7ZM35 119V118H34ZM47 119H49L48 117H47ZM47 119H45L46 121H47ZM52 120H54L53 118H51ZM141 119V118H140ZM143 119V118H142ZM162 119V120H163ZM165 119H167V120H165ZM170 121H169V120ZM172 119V120H171ZM226 119V120H227ZM238 118H236V120H237ZM241 119H239V120H241ZM36 120H37V118H36ZM174 120V121H173ZM231 120V119H230ZM234 120V119H233ZM236 120H235V122H236ZM40 121H41V119H40ZM43 121L44 120H42V123H43ZM46 121H44V122H46ZM51 121V120H50ZM68 121V122H67ZM110 121V122H109ZM119 121H121L122 122V124L120 125V129L118 130V132H116L115 131V129H114V127H118L119 126ZM173 123H172V122ZM242 121V120H241ZM2 122V123H1ZM38 122V121H37ZM37 122H35V123H37ZM64 123V124H62V123ZM67 122V123H66ZM99 122V121H98ZM98 122H95L94 121V126H96L97 124H98ZM174 122H177V123H174ZM179 122V123H178ZM240 122V121H239ZM243 122V121H242ZM35 123H31V126L32 125H35ZM47 123V122H46ZM112 123V122H111ZM125 123V124H124ZM155 123V124H154ZM169 123V125H167ZM182 123V122H181ZM184 123V122H183ZM243 123H246V122H243ZM255 123V124H256ZM9 124V125H8ZM26 124V125H25ZM48 124V123H47ZM96 124V125H95ZM134 124V125H133ZM143 124V123H142ZM240 124V123H239ZM238 124V125H239ZM64 125V126H65ZM83 125H85V126H83ZM87 125V126H86ZM155 125V126H154ZM184 125V124H183ZM183 125H182V127H183ZM203 125V124H202ZM213 125L214 124H212V127H213ZM217 125V124H216ZM4 125H2V127H3ZM31 126H29V127H31ZM56 126V125H55ZM59 126V125H58ZM63 126V127H64ZM121 126H122V128L123 129H126V130H121L122 128H121ZM134 126V127H133ZM139 126V127H140ZM205 126V125H204ZM203 126V127H204ZM243 126L245 127V124H243ZM246 126H248V125H246ZM257 125H254L253 127L255 128ZM25 127H27V130L29 129V130H31V132L33 133V132H35V135H34V133H33V135L34 136H32V134H30L29 135V133H27L28 131L26 130V128ZM60 127V126H59ZM174 126H172L171 128L172 129H175V128H173ZM200 127V126H199ZM243 127V129H241L240 131H242L243 132V130H245V128H247L248 129V127H245L244 128ZM252 127V129L251 128H249V130H255L254 132L253 131H251L252 132V134H254L255 132H259L258 133V136H257V133H255L254 134V136H257L255 139H259V143H260V145H258V140H256L257 142L255 143V146H256V144H257V146H258V148H259V146H260V150H264V142H262V141H264V138H261V137H263V136H261V134L263 135L264 133V131L263 130H261L262 132H260L259 130H258V128L257 129H254ZM66 128H68L67 130H69V127H67L66 126ZM77 128V129H78ZM85 128V129H84ZM89 128V127H88ZM100 128H102V126L100 127ZM157 129V130H155V129ZM165 127H164V129H166ZM184 128H185V125H184ZM184 128H182L183 129V131L182 132H184ZM216 128H220V127H216ZM241 128H242V126H241ZM55 129H56V127H55ZM59 129V128H58ZM58 129H56V130H58ZM61 129V128H60ZM63 129V128H62ZM80 129H82V130H80ZM164 129H162L163 131H164ZM168 129H170V127L168 128ZM188 129V128H187ZM212 129V128H211ZM238 129V128H237ZM240 129V128H239ZM246 129V130H247ZM5 130H6V133H5ZM26 132H25V131ZM34 130V131H33ZM38 130H40V129H38ZM52 130V129H51ZM54 130V129H53ZM66 129H65V131H67ZM108 130V131H107ZM111 130H113L112 132L115 134V132L116 133H120L121 131H123V132H121L120 133V136H117L116 134V138L114 137H112L114 140H112L110 137L112 136V134H110L111 133ZM161 129H159V131H160ZM180 131H181V128L179 129ZM179 130H177V131H179ZM186 130V129H185ZM203 130H205V129H203ZM213 130H215V129H213ZM220 130H222V129H220ZM229 130V129H228ZM246 130H245V132H246ZM49 131V130H48ZM105 131H106V133H105ZM115 131V132H114ZM145 131V132H144ZM154 131H156V132H154ZM167 131V130H166ZM165 131V132H166ZM171 131V130H170ZM174 131V130H173ZM212 131V130H211ZM210 131V132H211ZM218 131V130H217ZM2 132H4L3 134H2ZM30 132V133H31ZM50 132V131H49ZM55 132V131H54ZM62 132V131H61ZM104 132V133H103ZM181 132V133H182ZM209 132V131H208ZM224 132V131H223ZM244 132V133H245ZM250 132V131H249ZM250 132V133H251ZM28 135H27V134ZM37 133L39 134V136L37 135ZM126 133V134H125ZM148 133H150L149 135H148ZM159 133V134H158ZM176 133V132H175ZM175 133H173L172 135H171V133H170V135H171V137L172 136H174V134ZM178 133V132H177ZM181 133H178V134H180L181 135ZM213 133L216 135V133H218V132H214L213 131ZM234 134H235V132H233ZM233 133H231V134H233ZM243 133V134H244ZM62 134V133H61ZM83 134V135H82ZM108 134H110V135H108ZM147 134V135H146ZM168 134V136H170L169 135V133H167ZM209 134V133H208ZM242 134V133H241ZM242 134V135H243ZM260 134V135H259ZM7 135V136H6ZM26 135V136H25ZM48 135H49V133H48ZM60 135V134H59ZM64 135V134H63ZM62 135V136H63ZM68 135V136H69ZM79 135V136H78ZM158 135H160V136H158ZM165 135V134H164ZM211 135V134H210ZM213 135V134H212ZM237 135V134H236ZM240 135V134H239ZM239 135H238V138H239ZM30 136V137H29ZM39 138H38V137ZM52 136V135H51ZM75 136H77V137H75ZM88 136V138H90L89 136L90 135H87ZM107 136H109V142L110 143H107L106 144V141H105V138L107 139ZM149 136H151L150 138H148ZM182 136V135H181ZM224 136V135H223ZM245 136V135H244ZM243 136V137H244ZM260 136V137H259ZM0 137V138H1ZM6 137V138H5ZM27 137V138H26ZM33 137H36V138H33ZM57 135L54 133V135L52 136V138H53V143L55 144L56 143V141H57ZM61 137V136H60ZM59 137V138H60ZM64 137H65V135H64ZM96 137V138H95ZM153 137V138H152ZM160 138L161 139V141H159L158 139H155V138ZM164 139H163V138ZM210 137V136H209ZM213 136H211L209 139L210 140H212L211 142H213L214 141V139H215V137L214 138H212ZM217 137H220V136H217ZM225 137V136H224ZM223 137V138H224ZM241 137V136H240ZM243 137H241V138H243ZM27 140H26V139ZM28 138H29V140H28ZM52 138H50V143H51V140H52ZM70 138V137H69ZM73 138H74V140H73ZM83 138H86V137H83ZM173 138H175V136L173 137ZM173 138H171L172 140H173ZM176 138H177V136H176ZM207 138V137H206ZM212 138V139H211ZM233 138H235L234 139V141L237 139L236 137H233ZM245 138H247V137H245ZM2 139V138H1ZM5 139H7V140H5ZM37 139V140H36ZM39 139V140H38ZM61 139V138H60ZM60 139L58 140V141H60ZM163 139V140H162ZM179 139V138H178ZM208 139V140H209ZM232 141H231V140ZM260 139H262V140H260ZM26 140V141H25ZM62 140V139H61ZM66 140V139H65ZM65 140H62V141H64L65 142ZM70 140L68 139L67 140V143L69 144L70 143ZM108 140V139H107ZM208 140L206 141L205 140V142L202 144V145H204L206 142L208 143ZM219 140V139H218ZM218 140H217V138H216V141L218 142ZM240 139H238V141H239ZM245 140V139H244ZM1 141V140H0ZM5 141H7V142H5ZM10 141V142H9ZM39 141V142H38ZM48 141V140H47ZM61 141V142H62ZM69 141V142H68ZM77 141H78V139H77ZM111 141H113V142H111ZM178 141V140H177ZM176 141V142H177ZM237 141V140H236ZM246 141H248V140H246ZM245 141V142H246ZM38 142V143H37ZM61 142H60V144H61ZM64 142H62V145H65L64 144ZM158 142H159V144H158ZM160 142H165L164 144L163 143H160ZM173 142H174V140H173ZM184 142V141H183ZM182 142V143H183ZM210 142V143H211ZM216 142V143H217ZM255 142V141H254ZM8 143H11V144H9L10 145V147H7V144ZM40 143V144H39ZM42 143V144H41ZM47 143V142H46ZM66 143V145L68 146V144ZM79 143H80V139H79V141L77 142V144L79 145ZM82 143V142H81ZM180 143V142H179ZM207 143H206V145H207ZM210 143H208L209 145H211ZM216 143H215V145H216ZM25 144V145H24ZM38 144V145H37ZM48 144H49V142H48ZM60 144H58V145H60ZM71 144V143H70ZM84 144V143H83ZM89 144V143H88ZM109 144V145H108ZM185 144H186V142H185ZM218 144V143H217ZM243 144V143H242ZM8 145V146H9ZM27 145V146H26ZM72 145H71V147H72ZM110 145H112L111 146V148H109L110 147ZM159 145L161 146V147H159ZM206 145H204V146H206ZM222 145V146H221ZM36 146V147H35ZM94 146V147H93ZM179 146H180V144H179ZM208 146V145H207ZM218 146H219V148H221V149H218ZM240 146H241V144H240ZM257 146L255 147L256 149H257ZM9 148V149H7V148ZM24 147V148H23ZM28 148V149H25V148ZM35 148V150H34V148ZM46 147V146H45ZM50 147V146H49ZM58 147V146H57ZM64 147H66V146H64ZM68 147H70V146H68ZM67 147V148H68ZM173 147H174V149H173ZM60 148V147H59ZM67 148H64V150H66V151H68L67 150ZM83 148H84V145H83ZM98 148H104V149H106V151H104L103 149V151H102V153L105 155V154H107V155H103L102 156V158L101 159H97V157L95 156V158H96V160L92 157L91 159H94L93 160V162L91 161V160H89V158H87V160L85 159V160H83V162L81 161L80 162V164L78 163V159H80V157L78 158L77 156H78V154L80 155H82V153H83V155H86L85 154V152H86V150L88 151V154H90V153H93V151L95 152L96 151V149H98ZM163 148V149H162ZM177 148V149H176ZM24 149V150H23ZM38 149V150H39ZM44 149V148H43ZM47 149V148H46ZM45 149V150H46ZM58 149V148H57ZM61 149H62V147H61ZM161 149V150H160ZM172 149V150H171ZM201 149H202V152H205V153H201ZM258 149V152L256 151H254V155H256V153L258 154L259 152H261L260 150ZM44 150V151H45ZM59 150V149H58ZM168 150H169V152H168ZM181 150H183V149H181ZM208 150H210V149H208ZM208 150H207V152H208ZM215 150V149H214ZM32 151H33V153H34V155H33V153H32ZM161 151H163V152H161ZM164 151H166L165 153H164ZM175 152V153H172V152ZM17 152H19V153H17ZM22 152V153H21ZM49 152V151H48ZM63 152H65V151H63ZM98 152V153H97ZM97 155H99L100 156V152H99V150H97ZM147 152H149L150 154L151 153H153L152 155H149V153H147ZM183 152V153H182ZM23 154V158L20 160V162L17 160V163H16V160L13 158V156L15 157L16 155H18V154ZM32 153V154H31ZM39 153V152H38ZM74 153V154H73ZM101 153V154H102ZM160 153V154H159ZM215 153H216V155H215ZM20 154V155H21ZM63 154V153H62ZM173 155L172 157H171V155ZM175 154V155H174ZM180 154V155H179ZM207 154V153H206ZM264 154V153H263ZM3 155V156H2ZM8 155H10V161H9V158H7L6 159V156L7 157H9ZM69 155V154H68ZM74 155V156H73ZM94 155H95V153H94ZM143 155H145L144 157H143ZM159 156L157 159H154V158H156V156ZM179 155V157H176V156H178ZM63 156V155H62ZM93 156V155H92ZM146 156H147V158H146ZM152 156H155V157H153L152 158ZM67 157V156H66ZM73 157V158H72ZM90 157V156H89ZM149 157H151V159H149ZM175 157H176V159H175ZM27 158V157H26ZM67 158H70V157H67ZM83 158V157H82ZM179 158V159H178ZM16 159H17V156H16ZM35 159H36V157H35ZM34 159V160H35ZM37 159H38V157H37ZM146 159L147 161L146 162H144V160ZM12 160H15V164H11V163H14V162H12ZM27 160H28V158H27ZM33 160V161H34ZM40 160V161H41ZM46 160V159H45ZM45 160H44V162H45ZM61 160V159H60ZM63 160V159H62ZM66 160V159H65ZM65 160H64V162H65ZM256 160V159H255ZM6 161V162H5ZM29 161V160H28ZM85 161V162H84ZM87 161H90V162H87ZM201 161V160H200ZM208 161V160H207ZM260 161H262V163H263V159H261ZM19 162V163H18ZM23 162H25V163H23ZM36 162V161H35ZM210 162V161H209ZM255 162V161H254ZM31 163L32 162H29L28 163V166L27 167H29L30 168V166H31ZM37 163H39V161H37ZM36 163V164H37ZM41 163V162H40ZM43 163V162H42ZM57 163V162H56ZM83 164V165H82ZM202 164V163H201ZM206 164V163H205ZM256 164V163H255ZM33 165V164H32ZM82 165V168L80 167V166ZM218 165H220V166H218ZM260 165H261V167H260ZM37 166V165H36ZM48 166V165H47ZM207 166H208V164H207ZM252 166V167H251ZM262 166H263V168H262ZM33 167H35L34 165H33ZM49 167V166H48ZM57 167H59L58 165H57ZM61 167H63V166H61ZM79 167L81 168V169H79ZM198 167V166H197ZM210 167V166H209ZM38 168V167H37ZM42 168V167H41ZM30 169H35V168H30ZM22 170H24V172L25 173H27V175H25L24 174V177L26 178V180H27V178L29 177V176H31V175H33L34 176V178H32V177H30V178H28V180L26 181L25 179H24V181H26V182H23L22 180H21V185L20 184H15L16 182H11V181H13L12 179H13V175H18ZM36 171H35V173L38 171L37 169H35ZM194 170V169H193ZM205 170H207V169H205ZM41 171V170H40ZM62 171V170H61ZM32 172H34L33 170H32ZM44 173H46V171L44 172ZM50 173H51V171H50ZM31 174V175H30ZM42 174V173H41ZM175 175H176V177H175ZM61 176V175H60ZM172 176V177H171ZM174 176V177H173ZM221 176H224V179H223V177H221ZM39 177V176H38ZM47 177V176H46ZM261 177H258V178H260L261 179ZM15 178V177H14ZM23 179V178H22ZM257 179V178H256ZM39 180V179H38ZM57 180V179H56ZM60 180V181H61ZM258 180V179H257ZM14 181H17V180H15L14 179ZM32 181H31V183H32ZM255 181V180H254ZM24 184H23V183ZM46 182H47V180H46ZM259 182V181H258ZM18 183V182H17ZM43 183V182H42ZM60 183H59V185H60ZM14 184V185H13ZM23 184V185H22ZM57 184V183H56ZM20 185V186H19ZM44 185V184H43ZM50 185V184H49ZM48 185V186H49ZM54 185V184H53ZM52 185V186H53ZM56 186V187H60V186ZM17 186V187H16ZM19 186V187H18ZM22 186V187H21ZM248 186V187H247ZM30 187V188H31ZM247 189H245V188ZM19 190H18V189ZM25 189V190H28L29 191V193H27L26 194V192H25V190H24V194L22 193L21 194V191H23V190H21V189ZM29 188V189H30ZM63 188V189H62ZM161 188H162V190L163 191H165V188H168L167 189V191L164 193L162 190H161ZM55 189V188H54ZM62 189V190H61ZM246 190L245 191V193L243 194V190ZM27 191V192H28ZM166 193H168L167 194V196H165L166 195ZM46 194V193H45ZM40 195V196H39ZM248 195V196H247ZM63 196H65V198H63ZM252 196V197H251ZM255 196H259L260 198H261V200L259 199V198H253V197H255ZM44 198V199H43ZM54 198H55V196H54ZM63 198V199H62ZM137 199L136 201H134L135 199ZM49 199V200H48ZM131 199H133V201L132 202H134L133 204H135V203H137V204H135L133 207H130V205H131ZM251 199H253V202H251ZM255 199H257V200H259V201H257L256 200V204H253L252 205V203H255L254 201H255ZM53 201V203H51L52 201ZM128 200V201H127ZM129 200H130V205H128L127 206V204H128V202H129ZM56 201H61L60 202V204H61V206H59V208H57V205L55 204V203H58V202H56ZM264 204V203H263ZM54 205H56V207H53ZM260 205H262V204H260ZM180 206H182V210H179V207ZM262 206H264V205H262ZM56 210V211H55ZM256 210V209H255ZM254 212V213H253ZM261 213V212H260ZM261 216V215H260ZM261 218V217H260ZM263 218V217H262ZM261 218V219H262ZM258 219V218H257ZM259 221H260V219H259ZM264 221V220H263ZM263 221H261V222H263ZM261 222L260 223H258V225H257V227L261 224ZM263 225H264V222L262 223ZM201 228H205L206 230H207V233L205 232V230L203 231V233L205 232L206 233V235H204V236H202V235H200V233L202 232V230H200ZM200 230V231H199ZM257 230V231H256ZM259 232V233H258ZM208 233L210 234V235H208ZM257 233H258V235H257ZM213 236L214 237V239H215V237L216 238H218V239H220L221 240V238H222V240L220 241V243H219V240L217 239L216 240V242L220 245H217V243H216V248H214L213 249V247H215V246H212L211 244L212 243H214V242H212L214 239H208V237L209 236ZM247 235H248V237H247ZM211 236V237H212ZM221 236V237H220ZM212 237V238H213ZM250 237V238H251ZM210 238V237H209ZM256 238L254 239V244H255V241H256ZM261 239H263V240H261ZM198 240V241H197ZM210 240H212L210 243L208 242V241H210ZM250 240V239H249ZM195 241V242H194ZM199 243V245H198V247H197V245L196 244H198L197 242ZM215 241V240H214ZM222 241H223V243H222ZM251 241V240H250ZM257 241H256V243H257ZM252 242V243H253ZM261 242V243H260ZM191 243V245L189 246L188 244H190ZM193 243H196L195 245H193ZM207 243H209V244H207ZM188 246H187V245ZM182 245H184L185 246V248L182 246ZM202 245V246H201ZM208 245H210L211 246V248H210V250L208 249ZM196 248V250H195V248ZM200 246L203 248L204 246L206 247H204L203 249L204 250H202L201 248H200ZM248 246H249V248H250V246L253 248H255V250L254 249H249L248 248ZM264 246V245H263ZM262 245L260 246V247H263ZM170 247H171V250L173 249V248H175V250H173V252H171V255H170V253H169V250H170ZM187 247H189V248H187ZM191 247H193V250H194V252H193V250L191 251V252H193V253H191L190 251H189V256L187 255V257H186V255H185V257H184V251H186L187 249H189V250H191L190 248ZM184 249V250H183ZM257 249H260V250H257ZM262 249V250H261ZM170 250V251H171ZM207 250V251H206ZM188 251V250H187ZM186 251V252H187ZM175 252V253H174ZM186 252H185V254H186ZM174 253V254H173ZM200 253V254H199ZM188 254V253H187ZM194 256V255H193ZM184 257V258H183ZM195 258V257H194ZM4 259V260H3ZM6 259V260H5ZM70 260V261H69ZM192 260V259H191ZM196 260V259H195ZM197 260V261H198ZM199 262V261H198ZM220 263V264H221ZM182 264H185V263H182ZM199 264H200V262H199Z\"/></svg>",
	"mask_w": 264,
	"mask_h": 264
},
{
	"label": "rangeland",
	"instance_id": "obj_2",
	"mask_svg": "<svg viewBox=\"0 0 264 264\" xmlns=\"http://www.w3.org/2000/svg\"><path fill=\"white\" fill-rule=\"evenodd\" d=\"M61 1H62V0H61ZM64 1H67V0H63V1L61 2V4L64 5V7L66 6L65 8H67V7L70 8V6H68V4L70 5V3L66 2L65 4H63ZM68 1H69V0H68ZM70 1H72V0H70ZM74 1H75V0H74ZM106 1H107V0H106ZM120 1H122V2H120ZM120 1H118V0H117V1H115V0H114V1H111V2H110L111 4L109 3V4H108L109 7H108L107 4H106L107 2H105V1L102 2V0H76L77 4H76V2L73 3V1H72V4H73V5L71 4V8H72V6H74V8H75V10H74V8H72L73 11H72V10L68 11L69 9H68V10H67V9H64L63 6L60 5L59 1H56V2H55V3H57V5H58V3H59L58 6L55 5L57 8L54 6V3H51V4H53V6H54L55 8L52 6V7L49 8L48 10H46V9L44 8L45 6H47V3H46V5L44 4L43 10H44V9H45V10H44V13H43V14L46 15V16H49L48 14H53V16H54V15H56V14L59 12L60 14L58 13L56 16L59 15V17H61V19H62V16H60V15H62V14L66 15V14H67V13H65L66 11L68 12V15H70V17H71V15H72V17H73V14H74V15L76 16V18H77L78 14H79V16H80L81 18L78 19V20L76 19V21H74V19H73L72 17L70 18L68 15H66V16H67V20H65V23H63V24L59 22L61 19H58L59 17L57 18V17L55 16V17H56V20L58 19V21H56V22L60 23V25L62 24L61 27L64 26V33H65V34H67V33L71 34V35L68 34L69 36L67 35V36H68L67 38L71 37V38H70V39H71V43H70V44H71V45H70L71 47H75V48H76V47H79V44L81 45V44H83L82 42L85 41V42H88V43L86 44V43L84 42V44H83L84 46H83V45H81V46L85 47L86 45H90V46H89V48H90V47L92 46V44L94 43L93 46L91 47V48H92V51H91L90 49H89V51H87L88 48L85 47V48H87V50L84 49L86 52L83 50V53H84V52H85V53H88V52H89V53H92V54L97 53V52L93 53V50H94V49L96 50V49H98L99 47H101V46H99V47H97V46L100 45V44L103 42L102 48H99L100 50L98 49L99 51H98V50H97V51H98V53H99L100 51H103V52H104V54H105V60H104L105 63L108 61V59H110V57H113V56L115 55L116 52H117V54L119 53V55L121 54V53H120V51H121L120 48H121L122 46H120V44H119L120 41H122L121 43H122V45H123V48H122V51H123V49L125 50V48L128 47V46L126 47V45L129 44V42L131 41L130 39L132 38V41L130 42V44H131V43L135 44V47H134V48H133V47H132V48H129L130 46H132V45H129V47H128V49H127V50H129V51L125 50L126 53H125V52L123 53V52L121 51V52H122V54H121L122 56H121V57H123L124 61L130 60V59L133 60V57H135L134 59H135V60L137 59V60H136L137 62L134 61V60H133V61H132V60L128 61V62H130V63L126 62V63H128L129 67H130V64L132 65V63H133V65H132L131 68H128V65L126 66L128 69L124 68L125 66L123 67V65H121V67L124 68L123 71L125 72V69H126L127 71H126L125 73H124V72H123V73L121 72V73L124 74V75H122V74L120 73V76L122 75L123 77L121 76V78L118 79V76H119L118 71H119V70L117 71V69L120 68L119 65L123 63V59L120 57V58H121L120 60H122L121 62H119L120 64H119L117 61H115V62L118 63L117 65H115L116 67L114 68L113 65H111V66H112V67L114 68V70L117 72V73H116V72L113 70V71L115 72V74H118V76L113 75V74H114L113 72H112L113 74H110L111 71L109 72V74L111 75V77H112V75H113L114 78L117 77V79L119 80V81H117V80H113L114 82L117 81V82H119V83H121V82H122V83H125V81L123 82L124 79H125V80H129V78H128V79L125 78L127 75H129V74H131V73H135V72L137 71V69H138V70L140 69V70H139L140 72L138 71V72H137L138 74H137V73H136V74H133L134 76H133L132 74L129 75V77H130V76H132V77H131L130 81L128 82V84H130L131 81H132L133 84L131 83L132 86H131L130 88L133 89L134 91L131 90V91H132V92H131L132 94H130L129 86L126 85V86H127L126 89L129 91V95H128L129 97H128V100H127V98H125V99H126V100H125L124 98H121V97H120V96H122V94H123V95L125 94V96L127 95L126 93H127L128 91H127L126 89H123L122 91H119V92H121V93H120V94H117V93L115 92L116 87H114V84L111 86V85H110L111 83H110V84H109L110 86H109L108 83H107V81L109 82L110 80H111V82H113V81H112L113 77L111 78V77L108 76V79H109V78H110V79H109V80L105 79V80L103 81L102 78H103V77L105 78V77H107V76H102V77H101L102 84H104V83L106 84V83H107V85H106L107 88L112 87V88H110L111 90H110V89L108 90V92L110 91V93L107 94V96L109 95L110 97H113V98L108 97L107 99H104V98L106 97V93H105V92H104V93L102 92L103 95H104L105 97L102 95V93H99V94H101V96H102V97H101V96H99V97H101V98L104 100V102H103L104 105H103V104H102V99H100V98H98V97L96 96V98H98V99L100 100V101H99V100L97 99V101H96V99L94 98L95 95H94V96L92 95V96H93V97H91L92 100H91L90 97H89L90 99L88 100V98H86V96H87V93H86V96H84V97H83V94H82V97L84 98V104H82L83 101L80 100L81 102L79 101V103L73 105V104H71L73 101H71V103H69V105L71 104L72 107H71V106H70V107H69V106H68V107L66 106L68 109L70 108L69 113H68V110L65 109L66 107L63 108L64 110H67V114H68V115H67V114L64 112L65 114H64L63 118L60 117V118H62V119H60V120H61V121L63 120L62 122H64V123H65L66 119H68V120H71L72 118L74 119L73 115H74L75 117H76V116L78 117V114H79V113L82 115V113H81L80 111H83V116L85 115L86 117H85V116H84V117L86 118V120L88 119V120L86 121V122H87V123H86L87 125L89 124V122L91 123V121H89V119L93 121V122H92L93 125H92V124H90L89 126L86 125L87 127H85V128H87V130L84 128V129H85L84 131H85V132H86V131L88 132V133H85V134L90 135V136H89L90 138H88L87 135H86V136L84 135L83 137H86V138H83V137L81 136V133H84V132L79 131V128H82V126H80V124H85V121L83 120V118H81L80 121H78L79 118H78V119H77V118L74 119V121L71 120L72 123L74 122V125H75V122H76L75 127H73V124H72V125H71L70 123L68 124V123H67L68 121L66 122V123H67L66 125H65L64 123L61 122V123L64 124L65 126L59 124V122L56 123V121H58V120H56V119H57V118H56V115H57V113H58V115H59V113H60L61 111L58 112V110H55V109H58V108H56V107L58 106L59 102H60V105H61V103H63V102H61L62 99H63V95L61 96V94L64 93V91H62V89L65 88L64 81H65V80L67 81V78H68L69 75H67V77L64 76V77H65V80H64V81L59 80V79H61V78H60V76H58L57 79L59 80V81H58L59 83H58V82H57V83H58L60 86H62V83H63L64 85H63L62 87H59L58 84H57L58 87H56V84L54 85V83L57 81V79H55V80H56L55 82H54L52 79H53L57 74H59V73L56 72V73H57V74H56V73L54 72V70L52 69V71H53L56 75L54 76L53 73H52V74H49V76H50V75H51V76L53 75L54 77L52 76V77H51L52 79H50V78L48 79V77H47V79H48V81H49V80H50V81L52 80V81L54 82V83H53L52 81L50 82V83L53 84V87H52V85H51V87H49V86H50L49 83H48V85H41V90H40V92H41V91L44 92L43 90H47V92H44V93H47L48 95L51 94V95H49V98L52 97V96H53L52 93H54V96H53V97H56V96L59 97V96H60L62 99L60 100V97H59V98L57 97V98L59 99V101H57V100H55L56 98H53V99L50 98L51 100L48 101V102H51V103L53 102L54 104L57 103V106H54V107H53V105H51V106L49 105L50 108H51V110H49V109H48L49 106H48L47 104H45V106L48 107V108H45V106H43V107L45 108V110H44V108L42 109V111L44 110V111H43L44 113L42 112L43 114H42L41 112H38V110H40V109H38V108H39V107H38V108H37V109H38L37 112H38V114L41 113V117L39 118L38 116H36V117L33 116V118H32V113H31V114H30L31 117L28 118V119H30L31 121H26L27 124L29 123V124H28V128L31 129L32 127H36V128H33V129L36 130L35 132L38 131V132H40L39 134H41V132H42V134H44V133H46V132L49 133V135H48V133L45 134V135H46V136H45V139H44V138L41 139V140H43L42 142H45V143H44L45 145H43V147H42V145H40V148H41V149L38 148L39 150L36 149V150H37V151H36V152H37L36 154H42L41 152L43 151V154H45V155H44V160H45V159H46V160H45V162H44V160L42 161V160L40 159L41 156H42L41 158H43V155H38V156L35 155V156H33V157H34L33 160L35 159V157H36V159L33 161L32 159H30L31 156H30L29 154H27V153H29V152H28L29 149L26 147L25 149H28V150H27V151H26V150H25V151H22L23 154L25 153V154L27 155V156L24 155V156H25L24 159H22V158L24 157L23 154H21L22 152L20 153L21 155H20V154L16 155V156H17V159H16V156H15V157L13 156V158L16 160V163H17V160H18V159H19V160H18L19 162H20L21 159H22V161H26V162H27L26 167H25V164H22V163L20 162L21 165L24 167V169H26V171H27L28 174H29V173H33L34 176H35V174H36L35 177L37 178V180L35 179L34 181H32V180H33V179H32V180H31L32 183H31V181L28 180V178L32 177L33 175L30 174L31 176H29V177L27 178V180H28V181H27L26 178L24 177V174L27 175V173H25L24 170H22L18 175H16V176L13 175V179H12L13 181H11V182H12V183H13V182H16L15 184H17V185L20 184V185H21V183H20L21 180H22L23 182H26V181H27V183H25V185H23L24 183L22 182V183H23L22 185L24 186L23 188H26V189H28L29 191H33L31 186L33 185V189H34V187H35L34 185H36V184H33V182L37 181V182L40 183V182L42 181L43 183H42V182L40 183L41 186H39L38 191H39V194L42 195V190H43V193H44V194H43V196H40V195H39L40 198H41V197H44V196H47V195L50 196V195H53L54 193H56L57 190H59V188H61V186L63 187V184H61V183H62V180L60 179V180H61V181H60L59 178L62 177V175H63V173H64V170H65L66 167H67L68 162H69V163L71 162V161H68L67 159H70V160H71V156H70V155H72L71 153H72V151H74V149H75V148H74V144L76 143V144H75V146L77 145L76 148H79V150L82 149V152H83V151L85 150V147L88 149V148L91 146V145H90L91 143L89 142V140L92 139V133L94 132V130H96L95 128H96L97 126H99V125L102 126V128H100L101 126H99V132H101L100 129H103V128H104V130H105V128L107 129L108 126L111 127V125H113V122L115 121V119H112L111 117H112V115H114V113L111 114V113L113 112L112 109L110 110L111 113H109V112H108L109 110L106 109V108L110 109V108H109L110 106L107 107L109 104L106 105L107 102L109 103V101H107L106 104H105V101L108 100V99H110L111 102L113 101L112 103L110 102V104H111L113 110H114V109L116 110V108H115L114 106H117V104L119 103V108L121 107L120 110L122 111V114H123V116H121L122 114H121V112H119L120 114L115 115V116H119V118H118L119 120H121L122 117H124V119H125V117H127V116H126V115H127V111L129 112V113H128V114H129L128 116H130L131 119H132V117L135 118V120L132 119V120H133L132 123H135V126H136L135 128H137V129L139 128L138 130H135V131H137V132H140V130H141L144 126H145V127H146V125L149 126V124H151L152 122H155V121H156V124H158L157 121H160V120H161L162 122L164 121V119L162 118L163 115L160 116V114H159V116L161 117V119H158V120H155V121H152V122L150 121L149 118H148V119L146 118L147 120H149V121L151 122V123L149 122V124H147L148 122L146 123L147 120H145V116H146L147 111H150V110H147V111H146V108H145V112H146V113H145V112H142V110H140V112H141V114H140V112H139V108L143 109V108H142L143 104H146V103L148 102V104H147L146 106H149V109H150V106H151L152 104L155 106V102L157 101L158 98H159V99H162V97H165V98L168 99V100L166 99V101H167L168 103H170V102L172 101V102H171L172 105L169 104V106H171V108L174 110L175 113L172 112V111H170V112L176 114V111H177V114H176V115L180 116L181 119H182V121L180 120V117H179V118H176V120H178L179 122L181 121L182 123L180 122V125H181V124H182V125L184 124V125H185V128H184V125H183V127H182V125H181V127H180V128H181V131L179 130L180 128H177V130H179V131H177V130H176V127H175L176 124H173V125L171 124V125H169V123H168L167 125H169V126H167V127H168V128L170 127V129H168V128H166V122H167V121H166V122L164 121V123H165L164 127H165L166 129H164V127H163V128H159V127H162L163 124H164V123L162 124L161 121H160L159 124H162V126L159 125V124H158V126H157V125H156V126L154 125V126H155V128L157 127V128H159V129H161L160 131H159V129H158V132L161 133V131H162L161 135H163L164 138L166 137L165 140L167 139V140H166V141H167V144H166V145L164 144L165 142H164V143H163V142H160V143H163V144H164V145H163L164 149L169 148L168 146H170V145H171V146L174 145V147H175V146H176V147L178 146V147H181V149H183V150L179 149L180 151L176 150L177 152H180V154H181V151L184 152L185 150H187V151L190 150V147L192 148V146H194V145H195V146H199V145H201L202 148H203V150H205V149H207V150L210 149V150H208V152H207V150H205L207 154H206L205 152H202V149H201V153H205V155H204L201 159H199V160H197V161L195 162V163L198 162V164H196L198 167H197V166H196V167H193L194 170L191 169L192 171H194V172L192 173V174H193L192 176L195 177V175H196L197 179H199V178H198V175H199L200 172H201V173H202L203 171H204V172H205V171L208 172L209 169H210L212 166L216 165V164H214V163L211 162V160H213V161H214V160H217V158L213 155V152H214V151H217V150H216L217 148H215V147H217V145H219V143L221 142V140L224 139L223 141L225 142V140H226V138H227V136H228L229 133H230L229 135H230L231 139L233 140V145H234V142H235V144L237 143L236 146L234 145L235 147H237L238 144H239V146H238L239 148H238V147H237V148L239 149V152H240V156H241V157H240L239 160H241V162H244V161H245V163H247V165H249V166H250V165L253 166V163H254V166H253V167H255V165L257 166V165H259V164H261V165L263 164V166H264V154H263V153H264V150H260L262 147L260 148L261 145H260V143H259V139H255V138L258 136V133H259V132H255V133H257V136H254L255 133L252 134V132H251V131H253V130H249V128L252 129V127H253L254 125H257L256 127L258 128V126L260 125L261 122H259V123L257 122V123H256L255 121H256V120H257V121H260V120L262 119L261 117H264V111H262V110H263L262 106H261L260 104H255V102H257V103H258V102L261 103V102L264 100V97H262V96H264V95H263V94H260V95H261V99H262V100H261V99H260V95L256 94L257 92L255 91V92H256V93H255V92L252 90L254 87H256V86L258 85L259 87L257 86L255 89L258 88L259 90H257V91H261V89H260L261 87H260V85H259L260 83H257V82H258L259 80L262 81V79H259V80L256 79V80H257V81H256L255 78H256V76H258V75H259L260 77L264 76V74H263V73H264V38L260 39L262 33H261V35L259 34L260 37L257 35L258 37L256 38V34H255V37H254V38H250L251 41H252L253 39H254V40H255V39H256V40H257V39H260V40H261V41H258V40H257L258 43L255 42V41H252V42H254V43H252V44H253V48H251V45H250V47L247 48V54H246V57H247V58H246V60H247V63H249L250 68H249V65H248V64L245 65V63H244L245 61H243V63H242V65L244 64V65L246 66L245 68H244V66H241V65H239V64L236 62L238 59L235 61L237 65L234 63L236 66L239 65V66L237 67V70H238V68H240V66L243 67V68H242L243 72L241 71L242 74H241V72H240L241 68H240L239 71H238V73H240L241 75H243V73H244V76H245V77L243 76V78H246V74H247V79L250 77V73H251V72H249V70H251V71L253 70V73H252L253 75H251V76H252L251 78H254V77H255V78L252 79V80L250 79V80H248L247 82L245 81V79H244V81H241V80H240L241 83L244 82V83H242V84H239L240 82L238 83V81H236L237 79H235V81H234L233 79H231V80H232L231 82L234 83V84L231 83L232 85H235L236 83L239 84V86H235V87L232 86V87H234V88H232V89H233V90H234V89L237 90V92H238L239 90L242 91V92L245 91L248 95H247L245 92H243V93L240 92V91H239V92L242 93V95H244L245 97H247V96H249V97H247L246 99L242 98V99H244V100H241L242 102H241V103H238L239 106H237L236 104H234V105H236V107H238V111L236 110V111H235L236 113L234 112L235 114H237V116H235L234 113H232L231 116H230L229 114L226 115L227 112H225V110H223V109H225V108H222V106L220 107V108H222V109H220V108L218 109V108H217L218 105H220V103L222 102V101H221L222 99L219 100L218 97L220 96V94L224 93V91H225V90H224L225 87H223V89H219L220 86L218 85L219 83H217V82H218L217 78H219V77L222 78V76L218 75L219 77H217V76H216L217 74L214 75V74L216 73V71H215V73H214V69H215V68L212 67L213 64H211V63H214L213 60L215 61L216 56H217L218 54L216 53L217 55H216V56L214 55L215 58H214L212 61H210V58H208V57H210V56H207L206 54L203 55V56L206 55V57L208 58V60H207V59L204 60L205 63H208V62L210 61V62L207 64V66H209V67H207V66L205 65V66H206V67H205V68H206V71H207V73H208V75H209L208 78H209L210 80L206 81L207 83L204 84V81L207 79V76H208V75H207V73H205V75H204V74H203V71H204V70H202V69H201V72H202V73L200 72V70H197V66H202V67H203V64H205L204 62L202 63V60H201V59H202V57H201V56H202V53H201L200 55H193V56H195V58H196V57H197V58L201 57V58H199L200 61L198 60L199 63H198L197 58H196V61H197L198 64H197V65L194 64V63H196V61H195V58H192V55H191L192 50H191V49H193V47L196 46V44H194V43L192 42V43L194 44V46L192 47L193 44L190 43L192 40L189 39L188 43H189V46L192 44V45H191L192 48H191V47L187 46V43H186L187 40H188L187 38H191V37H190L191 35H192V37H193V34H191V33H190L191 35H190L189 33L187 34V32H189L190 30L187 31V32L185 31V32H186L185 35H190V36H188L187 38H184L185 35H184V32H183V29H181L182 31H180V32H182L181 34L184 35V37H183V38H179V37H178V38H177V42L179 41L178 43H177V42H173V43H172V42L170 41V42H169L170 44L166 45L167 48L164 47L165 44L168 43L167 41H169V39H168L169 36L172 35V34H171V35H168V34H170V33L167 32V31L169 30V27H171V26L173 25V28H174V26H175V25L177 26V24H178L177 21H174V17H172V16H173V13H174V12H175L174 14L177 13L178 8L180 7V5H182V4L184 3V1H186V4H187V5L184 3V4H183L184 7L182 6V7L185 9L184 11H186V9H188V10H189V13H190L192 16L196 17V16H199L198 13H199L201 10H205V11H206V10H208L209 8H211V9H209V10H212V9H213L211 5H210L211 7L208 6L209 4L207 5V3H210L211 0H209V1H208V0H188V1H187V0H180V2H179V1H176V0H175V1L172 0V1L174 2V4H173V2L171 1L173 5H172L171 3H170L171 5L167 4V5L171 6V7H169V6L166 7L167 5L164 4L165 1L162 3V2H160L161 0H160V1H159V0H152L153 3H154V1H155V3L153 4V6H152V1H151V0H147V1H145V0H144V1L140 0L141 2H140V1H137V4H138L139 2L141 3V5L138 6V7H141V6H143V5L145 6V5H146V4H145L146 2L149 3L148 1L151 2V3H150L151 5L147 4V5H148V7H147V13H146L145 10L142 11V9H143L144 7H143L142 9L140 8L141 10H139V11H141V12H143V13H140L138 10H136V9L138 8V7H137V4H136V7H137L136 9H134V8H135V5H134V8L131 7V6L133 5V4H132L133 2L136 3V0H135V1H134V0H131V1H130V0H124V1H123V0H120ZM157 1L160 2L161 4L158 3V5L154 6L155 4H157ZM192 1H193V2H192ZM194 1H196L195 4H193ZM220 1H221V0H220ZM220 1H219V2H220ZM224 1H225V0H223V2H224ZM227 1H229V0H227ZM247 1H248V0H246V2H247ZM250 1H251V0H250ZM252 1H254V0H252ZM252 1H251V2H252ZM260 1H261V0L257 1V2L255 3V6L258 5V4H259L258 2H260ZM108 2H109V0H108ZM116 2H117V3H116ZM118 2H119V3H118ZM124 2H125V3H124ZM127 2H129V3H128L129 6L126 4ZM130 2H131L132 5L130 4ZM142 2H143V3L145 2V3L143 4ZM176 2H177V6L179 5L178 7L175 6ZM182 2H183V3H182ZM211 2H213V1H211ZM223 2L221 1V3H223ZM102 3H104V4H102ZM165 3H166V2H165ZM178 3H179V4H178ZM217 3H218V1L214 0V6L217 5ZM221 3H220V5H221ZM260 3H262V6L264 7V5H263V4H264V1H263V2L261 1ZM21 4H22V3H21ZM21 4H20V5H21ZM37 4H38V3H37ZM48 4H49V3H48ZM66 4H67V5H66ZM105 4H106V5H105ZM117 4H118V5H117ZM119 4H121V5H119ZM122 4H123L124 6H123ZM163 4H164V5H163ZM211 4H212V3H211ZM224 4H225V3H224ZM224 4H223V5H224ZM229 4H230V3H229ZM249 4H250V3H249V1H248V4H247V5H249ZM252 4H254V2H253ZM18 5H19V3H18ZM20 5H19L18 7H16V11L13 10L14 13H13L12 11L7 12L8 10L6 11V10L4 9V11H5V15H6L7 13L11 14V16H12V13H13V14H16L15 12H17V10H18L19 7H21V8L24 10L23 5H22V6H20ZM35 5H36V3H35ZM103 5H104V6H107L108 8H107V7H104ZM110 5H111V6H110ZM147 5H146V6H147ZM160 5H163V6L166 5V6H165V7H162V8H159V10H161V11H159L157 7H160ZM185 5H186V6H185ZM223 5H222V6H223ZM231 5H232V4H231ZM259 5H260V4H259ZM15 6H16V5H13L12 8L14 9ZM25 6H26V4H25ZM28 6H29V9H30V8H31V7H30L31 4H29V5L27 4L26 7L28 8ZM37 6H39V8H37ZM37 6H35L37 9L34 8L35 10L33 11V13L36 12L37 10H39L40 7L43 6V4H42V6H40V5H37ZM48 6H49V5H48ZM50 6H51V5H50ZM50 6H49V7H50ZM116 6H117V7H116ZM120 6H122V7L120 8ZM149 6H150V7H149ZM224 6H225V5H224ZM224 6H223L222 8H224ZM226 6H227V5H226ZM249 6H250V5H249ZM255 6H254V7H255ZM260 6H261V5H260ZM262 6H261V7H262ZM26 7H25V10L27 9ZM58 7H59V8H58ZM84 7H86V8H84ZM89 7H90L91 9H90ZM114 7H115V8H114ZM125 7L128 8V9L133 10L134 13H133L131 10L127 11L128 9H126ZM154 7H156V8H154ZM173 7H174L175 9H174ZM182 7H180V8L182 9ZM206 7H209V8H206ZM219 7H220V8H218L217 6H215V7H214L215 10H212L211 12L213 13V11H216V10H217V12H216V13L214 12L213 14H214V15L217 14V15H219V17H220V16H223V13H225V12H223V11H225V10L222 9L221 6H219ZM250 7H251V6H250ZM250 7H249V8H250ZM254 7H253V8H254ZM256 7H257V6H256ZM261 7L258 6L259 9H260ZM32 8H33V7H32ZM46 8H47V7H46ZM53 8H54V9H57V10H55V12L57 11V13H54V11L52 10ZM61 8H62V9H61ZM71 8H70V9H71ZM92 8H93V9H92ZM95 8H96V9H95ZM119 8H120V9H119ZM148 8H149V9L151 8L150 10L152 11V12H150L149 14H148V12H149V9H148ZM164 8H167L168 10L165 9V10H166V11H165ZM171 8H172V10H174V11L171 10V11H172V16H171V18H173V22H175L176 24H172V23H173V22H172V19H171L170 17L167 16L168 14H167L166 16H165V14H164L165 12H166V13H170V12H167V11H169V9H171ZM225 8L227 9V7H225ZM247 8H248V7H247ZM249 8H248V9H249ZM258 8H256V9H257V14H258V10H259ZM19 9H20V8H19ZM22 9H21V10H22ZM29 9H27V10H28L29 13H30L31 10H29ZM60 9H61V10H60ZM76 9H77V10H76ZM84 9H85V10H84ZM88 9H89V10H88ZM106 9H107V10H106ZM109 9L112 11V13H111V11H110ZM144 9H145V8H144ZM152 9H155L154 11H156V10H158V11L154 12ZM162 9H163L164 11H163ZM218 9H219V10H218ZM21 10H20V11H21ZM23 10H22V12H24V13H25V12L28 13L27 10H26V11H23ZM32 10H33V9H32ZM50 10H51V11H50ZM91 10H96L97 12L94 11L95 14H97V13L99 12V14H97L98 16L96 15L97 17H95L94 15H92L91 13L94 14V12L91 11ZM115 10H116V11H115ZM121 10H122V11H121ZM124 10H125V11H124ZM134 10H135V11H134ZM179 10H180V9H179ZM196 10H197V11H196ZM222 10H223V11H222ZM253 10H254V9H253ZM253 10H252V11H253ZM261 10H262V11H261ZM261 10L259 11V12H260L259 14L262 15V14L264 13V12H263V11H264V8H261ZM4 11L1 13L4 17H2V16L0 17L1 20L3 19L2 22L0 21V23L3 24V25H4V23H5V26H2V25L0 26V27H3V28H0V29L2 30V31L0 30V40H1L2 42H3V41H6V40H4V39H5V36H7V37H9V36L11 37V36H12V37H13L14 34H16V38H17V39H16L15 37H13V38H10V37L7 38V37H6L7 40L10 39V42L7 41V43H9L10 46H5L4 44H6V42H4V44H3V45H4V50H6V52H8L7 49H11V48L13 47L14 50H15V49L18 50V51L20 50L19 53H21V51H22V53H23V52H24V53H27L31 48H32V49L35 48V49H34L35 51L31 49V50H32V53H33V51H34V52L37 51L36 46H38V47L40 46L39 51L42 50V47H41L42 45H40V44H42V42L45 43L46 41H43L44 36H43V39L40 38V37H42V36L39 35L41 32H40L39 34H36V33H38V31H40V30H38V29H39V28L41 29V27H42L43 29H41V30H43V31H42L43 35H47V36H48V35L52 34L50 31H45L46 28H47V27H46V24H47V22H48V27H50V25L53 27L52 24H53V22H54V24H55V20L52 21V22H51L52 24L49 25L50 22H49L48 19H47V18H49V17H46L47 22H46V21H45V22H41V21H40L41 24H42V23H46L45 26H41V24L39 23L38 20H40V19H42V18L44 17V16L42 17L43 14H42V13H41L42 15L39 14V13L36 14V13H37V12H36V13H34L36 16L33 14V15H34V18H32V16L30 15L31 17H29V19L32 18V19H31L32 22H33V19H36L35 17H37V20H35V21H36L37 23L40 24V27H39L38 29H37L38 26L35 27L38 31L36 32V30H35V33H34V32H33V30H34L33 27L36 26V25H39V24H36V25H34V26L31 25L32 22H31V24H30V23L27 21L28 18H27V20L25 19V18H26V15H27L26 13H25V17L23 16L24 13H23V15H21V16L19 17V18H21L20 20H19L18 17H14V16L11 17L9 14H7V15L10 16L11 18H8V16H7V19H4V18L6 17V16L4 15ZM40 11H41V10H39V12H40ZM45 11H47V12H45ZM48 11H50L51 13L48 12ZM61 11L64 12V13H62ZM75 11H76V12H75ZM89 11H91V12H89ZM107 11H108V12L110 11L109 13H111V14H115V15H111V14H110L111 17H112L113 19H112L111 17H109L110 15H109V13H108ZM113 11H115L116 13H115V12L113 13ZM120 11H121V12H120ZM130 11H131V12H130ZM205 11H203V13H204ZM221 11H222L223 13H222ZM254 11H255V10H254ZM22 12H19V10H18V15H20L19 13H22ZM31 12H32V11H31ZM41 12H43V11H41ZM52 12H53V13H52ZM71 12H72V13H71ZM87 12L89 13V15H86ZM122 12H123V13H122ZM124 12L126 13V15L124 14ZM135 12H139V13H140V16H139V14L136 16V15H135ZM181 12H182V11H181ZM193 12H195V13H193ZM207 12H208V11H207ZM211 12L209 11L208 14H210ZM219 12H220V13H219ZM248 12H249V11H248ZM262 12H263V13H262ZM29 13H28V14H29ZM45 13H46V14H45ZM47 13H48V14H47ZM70 13H71V14H70ZM77 13H78V14H77ZM120 13H121V14H120ZM157 13H158V14H157ZM201 13H202V12H201ZM201 13H200V14H201ZM203 13H202V14H203ZM227 13L230 14V13L228 12V9H227ZM227 13H226V15H227ZM243 13H244V12H243ZM246 13H247V12H245V14H246ZM253 13H254V12H253ZM253 13L250 12V14H253ZM30 14H31V13H30ZM127 14H131V15L128 16ZM133 14H134V16H132ZM136 14H137V13H136ZM144 14H147V15H149V16L144 15ZM154 14H155V15H154ZM159 14H160L161 16H160ZM170 14H171V13H170ZM178 14H179V13H178ZM180 14H181V13H180ZM184 14H185V12H184ZM247 14H249V13H247ZM254 14H256V13H254ZM254 14H253V16H254ZM259 14H258V15H259ZM40 15H41V18L39 19ZM64 15H63V16H64ZM90 15H92V16L89 17ZM100 15H101V16H100ZM105 15H106V16H105ZM107 15H108V18H106ZM124 15H125V16H124ZM156 15H157V16H156ZM162 15H163V17H162ZM176 15H177V14H176ZM205 15H206V12H205ZM258 15H255V16L257 17ZM27 16H29V15H27ZM51 16H52V15H51ZM66 16H64V17L66 18ZM82 16H83V17H82ZM146 16H147V17H146ZM151 16H152V17H151ZM154 16H155V20H156V22H154V21H155V20H154ZM159 16H160L162 19H163V18H164V19L161 21V19H160ZM169 16H170V15H169ZM177 16H178V15H177ZM206 16H207V18H208V15H206ZM209 16H210V15H209ZM224 16H225V14H224ZM239 16H241V15H239ZM247 16H248V15H247ZM251 16H252V15H251ZM253 16H252V17H253ZM22 17H23V18H22ZM55 17H51V20H52L53 18H55ZM64 17H63V18H64ZM94 17H95V18H94ZM98 17H99V18H98ZM127 17H128V19H127ZM139 17H140L141 19H139ZM143 17H144V18H143ZM156 17H157V19H156ZM165 17H168L167 19L170 18L171 20L169 19V21L165 23V21H167ZM203 17H204V16H203ZM203 17L201 16L202 19H203ZM212 17H213V16H212ZM214 17H215V16H214ZM226 17H227V16H225L224 18L220 17L219 20H221V18H222V20H223V19H225ZM228 17H229V15H228ZM232 17H234V16H232ZM237 17H238V16H237ZM242 17H243V15H242ZM245 17H246V15H245ZM256 17H253V18H256ZM262 17H264V16H262ZM262 17H261L260 19H262ZM14 18L17 19V20L15 21ZM69 18H70V19H73V21L69 20ZM85 18H86V19H85ZM97 18H98V19H102V20H101L102 23H101L100 20H99V22H97V21H98ZM124 18H126L127 20L124 19ZM130 18H132V19H130ZM133 18H134V20H133ZM135 18H136V20H135ZM142 18H143V20H142ZM145 18H146V19H145ZM149 18H150V20H149ZM152 18H153V19H152ZM201 18H200V19H201ZM215 18L217 19L218 17H215ZM249 18H251V17H249ZM8 19H10V20H8ZM46 19H45V20H46ZM81 19H82V23L84 22V23H83L84 25L81 23ZM94 19H95L96 21H95ZM105 19H109V20H108V23H107L109 28H108V27H107V28H104V27L107 26V24H106L107 21H106ZM159 19H160V21H159ZM176 19H178V18L176 17ZM190 19H191V18H190ZM210 19L212 20L211 16H210ZM231 19H232V18H231ZM257 19H258V18H257ZM257 19H256V20H257ZM5 20H7V21H5ZM25 20H26V22H27L29 25H28L27 23H26V24H23V22L25 23ZM42 20H43V19H42ZM63 20H64V19H63ZM103 20H105V21H103ZM141 20H142V21H141ZM153 20H154V21H153ZM157 20H158V21H157ZM164 20H165V21H164ZM206 20H207V19H206ZM213 20H214V19H213ZM242 20H243V19H242ZM244 20H245V19H244ZM247 20H248V19H247ZM262 20H263V19H262ZM8 21H9V24H7ZM12 21H13V22H12ZM17 21H19V22H20V21H21V22L23 21V22L21 23V25H23V26H21V25L19 24V22H17ZM43 21H44V20H43ZM113 21H114V22H113ZM135 21H136V23H137L138 25L134 24ZM139 21H140V22H139ZM150 21H151V24H150ZM189 21H191V20H189ZM189 21H186V22L184 21V22H180V23H182V27L187 28L185 25L187 24V22H188L187 25H189ZM224 21H225V20H224ZM249 21H250V20H249ZM249 21H248V23H249ZM6 22H7V23H6ZM36 22H35V23H36ZM85 22H86V23H85ZM104 22H105V23H104ZM138 22H139V23H138ZM163 22H164V24H162ZM210 22H211V21H210ZM258 22H261V20H260V21L258 20ZM258 22H257V21L253 22V20L251 19V21H250V23H249L250 25H248L247 21H246V24H247V25L245 24V21H244L243 24L246 25V27H247V26H248V27L250 26V28H251L252 26H254L255 23H257V24H255L256 27H259V26H260L259 28H261V25H262V24H259ZM17 23H18L19 25H18ZM33 23H34V22H33ZM35 23H34V24H35ZM58 23H57V26L60 27V25H58ZM113 23H114V24H113ZM140 23H143V24H140ZM146 23H148V24H146ZM152 23H153V25H152ZM154 23H155V25H154ZM170 23H171V26H169ZM222 23H223V21H222ZM253 23H254V24H253ZM262 23H264V22L262 21ZM6 24H7V27H8V25H9V27L11 26V27H13V29H15V30L12 29V31H11V30H10L11 28H9V31L7 30L8 33H7V32H4L3 30L7 28V27H6ZM104 24H106V25H104ZM132 24H133V25H132ZM156 24H158V25H160V26L157 27ZM167 24H168V26H167ZM191 24H192V23H191ZM240 24H241V23H240ZM251 24H252V26H251ZM13 25H14V26H13ZM24 25H28V26H27V27L25 26V29H24V28H21V27H24ZM42 25H43V24H42ZM101 25H103V26H101ZM115 25H116V26H115ZM146 25H147V26H146ZM149 25H150V26H149ZM151 25H152V26H151ZM162 25H163V26H162ZM164 25H165V26H164ZM217 25H218V24H217ZM217 25H216V26H217ZM220 25H221V24H220ZM236 25H237V24H236ZM236 25H235V26H236ZM238 25H239V24H238ZM244 25H243V26H244ZM258 25H259V26H258ZM30 26H31V27H30ZM54 26H55V25H54ZM129 26H131V27H130V28H127V27H129ZM132 26H135L137 29H136V28H133ZM142 26H143L144 28H143ZM145 26H146V27H145ZM153 26H154V27H153ZM155 26H156V28H155ZM161 26H162V27H161ZM176 26H175V27H176ZM262 26H263V25H262ZM4 27H6V28H4ZM29 27H30V29L33 28V30H31V31H32V34L30 33L31 31H28V32H27V30L29 29ZM59 27H56V26H55V29H54V27H53V29L55 30V32H56V30L59 31V32H58V35H57V34L55 35L57 38H58V36H59V33H60V32H61V33L63 32V30H60L61 27H60V28H59ZM97 27H98V28H97ZM102 27H103V28H102ZM125 27H126V28H125ZM138 27H139V28H138ZM150 27H153V29H151ZM159 27H160V28H159ZM164 27L168 28V29H166V35H165V31H164V34H163V29L165 30ZM188 27H190V26H188ZM218 27H220L221 30H222V28H223L222 26H219V25H218ZM218 27H216V28H218ZM229 27H231V26H228L226 29H228ZM233 27H234V26H233ZM233 27H232V28H233ZM237 27H240V26H237ZM241 27H242V25H241ZM241 27H240V28H241ZM248 27H247V28H248ZM16 28L18 29V31L21 29V30L19 31V32H21V37H20V33L18 34ZM19 28H20V29H19ZM44 28H45V30H44ZM56 28H57V29H56ZM85 28L87 29V31H86ZM131 28H132L134 31H136V33H137V31H138V33H137L138 36H137V34H135V32H134V33H133V31L131 32V30H132ZM204 28H205V27H204ZM247 28H243V27H242V29L249 30V32H248V31L246 32V30H245V31H244V30L241 31V32H244V35H245V32H246V34L248 33V35H250V34L253 32V29H254V30H257V29H255V28H251V29H250V28L247 29ZM22 29H24V30L26 31L27 35H24V36H23L22 33H23L24 30L22 31ZM30 29H29V30H30ZM62 29H63V28H62ZM77 29H78L79 31H78ZM129 29H130V30H129ZM143 29H144V30H143ZM145 29H147V30H145ZM149 29H150V30H149ZM154 29H156L157 32H156V30H154ZM158 29H159V31H161L160 33H159ZM220 29H219V31H220ZM223 29H225V28H223ZM235 29H236V27H235ZM261 29H262V28H261ZM261 29H260V30H261ZM47 30H48V29H47ZM49 30H50V29H49ZM82 30H84V31H82ZM123 30H124V31H123ZM126 30H129L130 32H129V31L127 32ZM142 30H143V31H142ZM151 30H152V32H151ZM184 30H185V29H184ZM187 30H188V29H187ZM230 30H231V28H230ZM260 30H257V31H260ZM5 31H6V30H5ZM10 31H11L12 33H11ZM25 31H24V32H25ZM44 31H45V32H44ZM51 31L54 33L53 30H51ZM85 31H86V32H85ZM125 31H126V35H125ZM144 31H146L147 34L149 33V34H151V35H153L154 33H157V34H155V35H156L155 39H154L153 36H151V35L149 36V38L145 35V37H147V40H145V41H148V43L145 42L144 44L147 43L146 45L143 44V47L145 46V48H141V47H142V46H141V44H142L141 41L143 40V38H142V40H141V39L139 38V36L142 37V35H143V37H144V34L146 33V32H144ZM149 31H150L151 33H150ZM205 31H206V30H205ZM209 31H210V30H209ZM211 31H212V30H211ZM213 31H214V33H215V30H213ZM219 31H218V32H219ZM235 31H236V30H235ZM262 31L264 32V29H262ZM262 31H260V32H262ZM3 32H4L5 34L7 33V35L3 34ZM13 32H14V34H13ZM16 32H17V33H16ZM48 32H49V33H48ZM82 32H85V34H84V35H85V37H84L85 40H83L84 38L82 37V36H83V33H82ZM100 32H101V33H100ZM111 32H112V35L109 34V33H111ZM113 32H114V33H113ZM123 32H124V33H123ZM139 32H140L141 34H140ZM142 32H144V34H143ZM180 32H179V34H180ZM190 32H191V31H190ZM201 32H203V30H201ZM216 32H217V30H216ZM220 32H221V35H222V33H223V34L225 33V32H223V31H220ZM220 32L217 33V34H220ZM232 32H233V31H232ZM250 32H251V33H250ZM9 33H10V34H9ZM28 33H29V35H30L29 37H28ZM44 33H46V34H44ZM47 33H48V34H47ZM56 33H57V32H56ZM61 33H60V34H61ZM77 33H78V38L75 36L76 38L73 37V39H72V36H73V35H77ZM122 33H123V34H122ZM128 33H131V38H128V37H127V35L130 36ZM152 33H153V34H152ZM158 33H159L160 35H159ZM167 33H168V34H167ZM205 33H207V32H205ZM205 33H201V35H200V33H198V34H199V36H198V34H197V37H198V38L195 37V35H194V37H193V41H194V39H195V40L198 42L197 39H199V37H201V36H202L203 34H205ZM211 33H212V32H209V34H211ZM226 33H227V32H226ZM228 33H229V30H228ZM236 33H237V32H236ZM249 33H250V34H249ZM257 33H259V32H257ZM12 34H13V35H12ZM34 34H36V36L38 35V37H36ZM116 34H117V35H116ZM132 34H134L135 37H137V38L134 37V39H133L132 36H134V35H132ZM179 34H178V35H179ZM181 34H180V35H181ZM209 34H207V35L209 36ZM237 34H238V33H237ZM252 34H254V33H252ZM4 35H5V36H4ZM8 35H9V36H8ZM17 35H19V36H17ZM33 35H34V36H33ZM63 35H64V34H63ZM87 35H88V36L92 35V37H93V36H94V37L91 39V41H89L90 38H91V36L88 37ZM99 35H101V36H99ZM109 35H110V36H109ZM114 35H115V36H114ZM155 35H154V36H155ZM178 35H177V36H178ZM213 35H215V34H213ZM228 35H229V34H228ZM230 35H231V33H230ZM238 35H239V34H238ZM240 35H241V34H240ZM242 35H243V34H242ZM32 36H33V39H34V40L31 39ZM39 36H40V37H39ZM47 36L45 37V39L47 38ZM53 36H54V35H52V36H50V37L53 38ZM60 36H61V35H60ZM60 36H59L60 41H59V38H58V42H60V44H59V43L57 44V43H56V42H57L56 39H55V40L53 39L54 41H56L55 43H53V44H55L54 47L58 45V47L61 48V49L63 50V49L66 47V44H67V43H68V47H70V46H69L70 39H69V42H67V43L65 44V43H63V42H65V41L68 40V39L64 38L65 36H63V38H64V40H65V41H64L63 39H61L62 36H61V37H60ZM86 36H87V37H86ZM97 36L100 37L101 39H103L104 36H106V37L109 36L110 39H108V37H107V38L104 37V39H103L104 41H102V40H101L100 38H98ZM122 36H125L126 39H125V37H123V38L125 39V40H124V39L122 38ZM158 36H159V37L162 36V37H160V39H158ZM163 36H165V37H163ZM173 36H174V35H172V39H173ZM177 36H176V33H175V38H176ZM211 36H212V35H210L209 37H211ZM223 36H224L225 39H226V36H225V35H223ZM252 36H253V35H252ZM18 37H20V38H18ZM26 37H27V38H26ZM35 37L37 38V40L35 39ZM48 37H49V36H48ZM50 37H49V38H50ZM116 37H117V38H116ZM119 37H120V39H119ZM151 37H152V38H151ZM167 37H168V38H167ZM205 37L207 38V36H205ZM213 37H215V36H213ZM213 37H211V38H213ZM216 37H220V36H217V35H216ZM227 37H228V36H227ZM229 37H230V36H229ZM233 37H234V36H233ZM236 37H238V36H236ZM236 37H235V39H236ZM250 37H251V35H250ZM263 37H264V34H263ZM1 38H3V39H1ZM28 38H29V39H28ZM38 38H39L40 40L42 39V41H39V42H38V43H39L38 45H36V46L33 45L34 47H32L33 42H34L35 40L38 41ZM49 38H48V39H49ZM82 38H83V39H82ZM87 38H88V39H87ZM96 38H97V39H96ZM105 38H106V39H105ZM111 38L113 39L114 43H112L113 41H112ZM127 38H128V39H127ZM138 38H139L141 41H140V40H137V41H136V39H138ZM163 38H164L165 40H166V38H167V40H166L167 43H163V44H161V43L163 42V40H164ZM170 38H171V37H170ZM175 38L173 39L174 41H176ZM196 38H197V39H196ZM201 38H202V37H201ZM201 38H200V40H201L200 42L203 43L205 38H204V37H203L202 39H201ZM211 38H210V39H211ZM222 38H223V37H222ZM231 38H232V37H231ZM240 38H241V36L238 38V40H239L240 43H244V42H245L244 44L248 43V42H246V39H247L246 37H245V40H244V38H243L244 42H243L242 40H240ZM11 39H12V40H11ZM15 39H16V41L13 43V41H14ZM30 39H31V41H30ZM45 39H44V40H45ZM48 39H47V42H46V43H47V45L49 44V47H50V43H48V41H50V39H49V40H48ZM74 39H75V40L77 39L78 43H77V41H73ZM81 39H82L83 41H81ZM115 39H116V41H115ZM148 39H150V42H149ZM180 39H181L182 41L184 40V42H181ZM185 39H187V40H185ZM220 39H221V38H220ZM223 39H224V38H223ZM223 39H222V41H223ZM225 39H224V41H225ZM250 39H249V40H250ZM32 40H33V41H32ZM51 40H52V39H51ZM53 40H52L51 42H53ZM128 40H129V41H128ZM134 40H135V43H134ZM165 40H164V41H165ZM202 40H203V41H202ZM207 40H208L209 42L212 41V40H209V38H208ZM207 40H206V42H207ZM216 40H218V38H217ZM231 40H233V38H232ZM231 40H228L229 43H230ZM249 40L247 39V41H249ZM11 41H12V42H11ZM29 41L32 42V43L30 44ZM80 41H81V42H80ZM94 41H95V42H94ZM100 41H101V42H100ZM123 41L125 42V46H124V42H123ZM126 41H128L127 44H126ZM138 41H140L141 44H140ZM155 41H157L158 43L155 44V43H156ZM160 41H162V42L159 43ZM220 41H221V40H220ZM251 41H249V44H250ZM73 42L76 43L74 46H72V43H73ZM90 42H91V44H89ZM116 42H117V43H116ZM143 42H144V41H143ZM194 42H195V41H194ZM213 42H214V41H213ZM213 42H212V43H213ZM225 42H226V41H225ZM231 42H232V43L235 42L236 44L238 43L237 41H234V42L231 41ZM0 43H1V42H0ZM11 43H13V46H11V45H12ZM34 43H35V42H34ZM36 43H37V42H36ZM46 43H45V46H46ZM105 43H106V44H105ZM137 43H139V45H138ZM180 43H181V44H185V45H183V46H186V47L189 48V51H191V53H190V52H188V53H190L191 57H188V58H187V55H186V56H185V54H184V55H181L184 51L187 52V49H188V48L185 49L186 47H181L182 45H181ZM198 43H199V42H198ZM207 43H208V42H207ZM214 43H215V44L219 43V45L222 44V45H220V47H217V48H219V49L221 48V46L223 47V43H221V42H219V41H217V43H216V41H215ZM255 43H256V44H255ZM28 44L31 45V47L29 46L30 49L27 47ZM56 44H57V45H56ZM97 44H98V45H97ZM104 44H105V45H104ZM113 44H114V47H115V48L113 47ZM115 44H116L117 46H116ZM118 44H119L120 48H119ZM148 44H149V45H148ZM160 44H161L163 47L160 46ZM171 44H172V46H171ZM176 44H177V45H176ZM208 44H209V43H208ZM226 44H227V43H226ZM226 44H224V49H225ZM236 44H235V46H236ZM244 44H243V46H244ZM249 44H247V45L249 46ZM254 44H255V45H254ZM3 45L1 46V44H0V46H1V48H2V51H3ZM153 45H154V46L156 45L157 48L155 47L156 49H152V47L154 48ZM158 45L160 46V49H158V48H159ZM174 45H176L177 48H176ZM197 45H198V44H197ZM199 45H201V44H199ZM206 45H207V44H206ZM210 45H211V44H210ZM213 45H214V44H213ZM232 45L234 46V44H232ZM238 45H239V43H238ZM45 46H44V47H45ZM61 46H62V47L65 46V47L62 48ZM103 46H104V47H103ZM168 46H170V47L168 48ZM201 46H202V45H201ZM216 46H217V45H216ZM216 46H215V47H216ZM228 46H229V45H228ZM240 46H241V44H240ZM245 46H246V45H245ZM245 46H244V47H245ZM5 47H6V48L8 47V48L6 49ZM46 47H47V46H46ZM46 47H45V48H46ZM49 47L46 48V50L48 49V51H49V52L46 51L47 55L50 54V53H53V54L56 56L55 53H57V51H58V52L60 51V52L62 53V50H60L58 47H57V49H56V50H57L56 52H55V50H53V52H52V49L54 48L52 44H51L52 49H49ZM68 47H67V48H68ZM71 47H70V48H71ZM83 47H81V48H83ZM112 47H113V48H112ZM116 47H118L119 49H117ZM137 47H138V48H137ZM204 47H205V46H204ZM210 47H211V46H210ZM230 47H231V46H230ZM237 47H238V46H236L235 48H237ZM136 48H137V50H136ZM164 48H166V49H164ZM171 48H172V49H171ZM174 48H175V49H174ZM178 48H179V49H178ZM181 48H182V49L184 48V49L181 50ZM190 48H191V49H190ZM196 48H200V46H199V47L196 46ZM196 48H195V50L198 51L199 49H196ZM206 48H207V47H206ZM208 48H209V47H208ZM208 48H207V49H208ZM217 48H214V49L219 50V49H217ZM250 48H251V49H250ZM28 49H29V50H28ZM65 49H66V48H65ZM68 49H69V48H68ZM68 49H67V50H68ZM72 49H73V48H72ZM72 49H71V50H72ZM78 49H80V47H79ZM113 49H114V50H113ZM116 49H117V50H116ZM173 49H174V51H173ZM201 49H203V47H202ZM201 49H200V50H201ZM222 49H223V48H222ZM226 49H227V48H226ZM242 49H246V48H243V47H242ZM11 50H12V49H11ZM25 50H26V52H25ZM27 50H28V51H27ZM43 50H44V48H43ZM67 50H66V51L63 50V52H66V54H67V52H68ZM71 50H70V52H71ZM95 50H94V51H95ZM112 50H113V52H112ZM130 50H131L133 53H132ZM135 50H136V51H135ZM138 50H139V51H138ZM151 50L154 51L155 53H153ZM156 50H157V51H156ZM158 50L160 51L161 54H159V51H158ZM161 50H162V51H161ZM176 50H177V51H176ZM195 50L193 49V51H195ZM200 50H199V51H200ZM211 50H213V49H211ZM2 51H0L1 54H2ZM39 51H37V52H39ZM50 51H51V52H50ZM73 51H74L76 54H78V52H76V51H78V50H76V51L73 50ZM171 51H172V52H171ZM181 51H182V52H181ZM199 51H198V53H199ZM207 51H210V50H207ZM236 51H237V50L235 49V52H236ZM14 52L16 53L17 51H14ZM40 52H41V51H40ZM81 52H82V51H81ZM103 52H102V53H103ZM130 52H131V53H130ZM135 52H136L137 54H138V52H139V54L136 56V55H135V54H136ZM151 52H152V53H151ZM157 52H158V54H157ZM176 52H177V53H176ZM201 52H202V51H201ZM204 52H206V50H204L203 53H204ZM12 53H13V52H12ZM15 53H14V54H15ZM46 53H45V54H46ZM61 53H60V54H61ZM129 53H130V55H131V54H132V55L129 56V55H128ZM169 53L172 54V55H170ZM180 53H181V54H180ZM188 53H187V54H188ZM194 53H196V52H193V54H194ZM209 53H210V52H209ZM211 53H213V52H211ZM4 54H5V51H3V55H4ZM16 54H17V53H16ZM43 54H44V53H43ZM45 54H44L43 56H45ZM64 54H65V53H64ZM76 54H74V56H76ZM108 54H109V56H108ZM111 54H113V55H111ZM124 54H127V55H124ZM133 54H134L135 56H134ZM155 54L159 55L158 57H159V58L161 57V58H160V59L157 58V56H156ZM173 54H174V55H173ZM234 54H235V53H234ZM237 54H239V53H237ZM5 55H9V54L6 53ZM22 55H23V54H22ZM28 55H29V52H28ZM31 55H32V54H31V52H30V55H29V56L32 57V56L34 55L33 57H35V54H34V53H33L32 56H31ZM36 55H38V54H36ZM39 55H40V54H39ZM39 55H38V56H39ZM54 55H52V56H54ZM57 55H59V53H58ZM67 55H68V54H67ZM80 55H81V54H80ZM80 55H79V56H80ZM110 55H111V56H110ZM119 55H118V56H119ZM123 55H124V56H123ZM139 55H140V56H139ZM166 55H167V56H166ZM175 55H176V56H175ZM224 55H225V54H224ZM247 55H248V56H247ZM10 56H11V55H10ZM10 56H9V57H10ZM26 56H27V54H26ZM26 56H24V57H26ZM49 56H50V55H49ZM49 56H48V57H49ZM52 56H51V57H52ZM71 56H72V54H71ZM86 56H88V55H86ZM116 56H117V55H116ZM116 56H115V57H116ZM118 56H117V57H118ZM125 56H127L128 58L130 57V58L127 59V57H125ZM155 56H156L157 59L155 58ZM188 56H189V55H188ZM214 56H213V57H214ZM233 56H234V55H233ZM48 57H47V58H48ZM61 57H64V56H63V53H62V56H61ZM131 57H132V58H131ZM137 57L139 58V60H138ZM222 57H223V54H222ZM242 57H243V56H242ZM249 57H250V58H249ZM5 58H6V57H5ZM20 58H23V57H20ZM26 58H27V57H26ZM43 58H44V57H43ZM66 58H67V57H66ZM68 58H69V57H68ZM71 58H72V57H71ZM71 58H70V59H71ZM225 58H226V59H224V61H225V60L228 61V60L232 59V55H231L230 59H228V56H226ZM27 59L29 60V57H28ZM30 59H31V58H30ZM32 59H33V58H32ZM32 59H31V60H32ZM38 59H39V58H38ZM44 59H46V56H45ZM70 59H69V60H70ZM75 59H76V58H75ZM112 59H113V58H111L110 61H111ZM126 59H127V60H126ZM164 59H166V60H164ZM188 59H189V60H188ZM211 59H212V57H211ZM221 59H222V58H221ZM233 59L235 60V57H234ZM0 60L2 61V60H4V59H2V57H1ZM8 60H10V59H8ZM12 60H13V59H12ZM12 60H11V63H12ZM35 60H37V58H36ZM46 60H48V59H46ZM114 60H115V58H114L111 62H113ZM117 60H118V58H117ZM120 60H118V61H120ZM159 60H160L161 62H160ZM162 60H164V61L162 62ZM191 60H192V61H191ZM206 60H207V61H206ZM217 60H218V59H217ZM217 60H216V61H217ZM234 60H232V61L234 62ZM4 61H5V60H4ZM17 61H18V60H17ZM17 61H16V63H17ZM26 61H27V60H26ZM37 61H38V60H37ZM50 61H51V60H50ZM72 61H73V60H72ZM76 61H77V59H76ZM79 61H81V60H79ZM110 61H108V62H110ZM181 61H182V62H181ZM219 61H220V60H219ZM230 61H231V60H230ZM35 62H36V61H34V63H35ZM40 62L43 63V61H40ZM48 62H49V61H48ZM69 62H70V61H69ZM74 62H75V60H74ZM74 62H73V63H74ZM81 62H82V61H81ZM81 62H79V65H80ZM111 62H110V63H111ZM115 62H113V63H115ZM131 62H132V63H131ZM134 62H135V64H134ZM159 62H160V64H159ZM188 62H189V63H188ZM190 62H191V63H190ZM220 62H221V61H220ZM220 62H219V63H220ZM7 63H8V62H7ZM14 63H15V62L12 63V66H14V65H13ZM32 63H33V62H32ZM38 63H39V61H38ZM44 63H45V62H44ZM44 63H43V64H44ZM82 63L85 64L84 61H83ZM143 63H144V64H143ZM157 63H158V65H157ZM163 63H165V65L162 67ZM169 63H170V64H169ZM172 63H173V64H172ZM175 63H177V65H179V64L181 63V66H180V67H181L182 69H180V67L177 66ZM178 63H179V64H178ZM183 63H184V65H185V63H186V65L189 64L188 66H190V64H193V65H191V66L193 67V68H191V69H193V71H194V69H196L197 71L195 70L194 72H191V71H189V70H191V69H188V70L186 71V69L184 68V67H186V66H184ZM201 63H202V64H201ZM215 63H217V62H215ZM2 64H4V63H2ZM5 64H6V62H5ZM18 64H20V61H19V63L16 64V66H18ZM45 64H47V62H46ZM108 64H109V63H108ZM111 64H112V63H111ZM124 64H125V63H124ZM168 64L170 65L169 70H171V71H170L169 74H171V75L176 74V71H175L176 69L173 68V67H175L174 65H176L181 71H183V72H180V71L178 70V68H177V71H178V73H177V74H178L177 78H178V79L175 78L176 75H173L174 77L172 76L173 79H175V80L172 79V82L175 81L174 83H175L176 85L179 83V85L181 86V88H180V86H178V88L181 89V90H178V88L175 86V84H174V83H171V80L168 81V80H169L168 77H171L170 75H169V76L167 75V74H168L167 72H169L168 69L166 70V68L169 66ZM199 64H200V65H199ZM222 64H223V63H222ZM225 64H226V63H225ZM229 64H231V63H229ZM234 64H233L234 67L231 66L232 64L229 65V67L232 68V69H231V68L228 67V68H229V71H228V69H227V71H225L224 69H226L225 66L227 67V65H225V66L223 65V66H224V69H223L224 72H223V71H222V72H223L224 74H227L228 72H230V71H232V70H233V72H236V71H234L235 68H236V66H235ZM0 65H1V64H0ZM8 65H9V64H8ZM34 65H35V64H34ZM74 65H75V64H74ZM74 65H73V66H74ZM77 65H78V63H77ZM109 65H110V64H109ZM109 65H108V66H109ZM125 65H126V64H125ZM154 65H155L156 68L154 67ZM166 65H167V66H166ZM171 65H172L173 67H172ZM195 65H196V67H194ZM220 65H221V64H220ZM2 66H5V65H2ZM12 66L9 65V67H12ZM21 66H22V63H21V65H20V68H21ZM71 66H72V65H71ZM75 66H76V65H75ZM148 66H149V67H148ZM159 66H160V67H159ZM165 66H166V67H165ZM210 66H211V67H210ZM215 66H216V65H215ZM218 66H219V64H218ZM6 67H7V66H6ZM9 67H8V68H9ZM33 67H34V66H33ZM81 67H82V66H81ZM118 67H119V68H118ZM137 67H138V68H137ZM143 67H144V68H143ZM147 67H148V68H147ZM153 67H154V68H153ZM158 67H159L160 69H159ZM161 67H162V68H161ZM216 67H217V66H216ZM251 67H252V68H251ZM0 68H1V67H0ZM13 68H14V69H13L14 72H12V73H14V74L16 73V74H17V72H15V66H14ZM109 68H110V67H109ZM164 68H165V69H164ZM170 68H171V69H170ZM187 68H188V67H187ZM203 68H204V67H203ZM217 68H218V67H217ZM217 68H216V69H217ZM233 68H234V69H233ZM247 68L249 69L248 71L245 70V69H247ZM2 69H3V68H2ZM9 69H11V68H9ZM17 69H18V68H17ZM17 69H16V70H17ZM33 69H36V68H33ZM33 69H32V71H33ZM59 69H60V68H59ZM111 69H112V68H111ZM120 69H121V68H120ZM161 69H162V70L164 69L165 71L163 70V72H162ZM172 69H174L175 72H174ZM183 69H185V70H183ZM198 69H200V67H199ZM207 69H210V70H207ZM211 69H213V70H211ZM6 70H8V69H6ZM11 70H12V69H11ZM19 70H20V69H19ZM36 70H37V69H36ZM61 70H62V69H61ZM134 70H135V72H134ZM142 70H143V71H142ZM244 70H245L246 72H245ZM34 71H35V70H34ZM49 71H50V70H49ZM52 71H50L49 73H51ZM85 71H87V69H86ZM120 71H122V69H121ZM141 71H142V73H141ZM166 71H167V72H166ZM172 71H173V72H172ZM184 71H185V72H184ZM219 71H220V68H219ZM5 72H6V71H5ZM8 72H10V74H11V71H8ZM35 72H36V71H35ZM35 72H33V73H35ZM39 72H40V71H39ZM59 72H60V70H59ZM161 72H162L163 74H162ZM179 72H180V73H179ZM222 72H221V73H222ZM226 72H227V73H226ZM233 72H232V73H233ZM40 73L43 74L42 72H40ZM47 73H48V72H47ZM63 73H64V72H63ZM85 73H87V72H85ZM145 73H146V74H145ZM159 73H160V74H159ZM212 73H213V74H212ZM232 73L230 72V75H229V73H228V75H229V76H232V75H233V76L235 77V75L232 74ZM31 74H32V72H31ZM35 74H38V73L36 72ZM41 74H40V75H41ZM44 74H45V73H44ZM44 74H43V75H44ZM139 74H140V75H139ZM141 74H142V75H141ZM164 74H166V75H164ZM199 74H200V76H201V74H202V76H204V77L206 76L205 79H203L202 76L199 77ZM219 74H220V73H219ZM231 74H232V75H231ZM240 74H239V75H240ZM262 74H263V75H262ZM43 75L41 76V78L44 77ZM45 75H46V74H45ZM60 75H62V74H60ZM136 75H138V76H136ZM159 75H161V76H159ZM221 75H222V74H221ZM261 75H262V76H261ZM31 76H32V78H34L33 74H32ZM31 76H30V77H31ZM37 76H38V75H36L35 77H37ZM47 76H48V74H47ZM124 76H125V77H124ZM135 76H136V77H135ZM140 76L143 77V78H141V80L139 79ZM144 76H145V77H144ZM162 76H163V77H162ZM164 76H165V77H164ZM180 76H182L183 78H181ZM212 76H214V77H212ZM225 76H226V75H224L223 78H225ZM233 76H232V78H234ZM237 76H238V74L236 75V78H237ZM248 76H249V77H248ZM45 77H46V76H45ZM45 77H44V78H45ZM161 77H162V78H161ZM172 77H171V78H172ZM210 77H211V78H210ZM216 77H217V78H216ZM17 78H18V77H17ZM39 78H40V77H39ZM39 78H34L35 80L37 79V80H36L37 83H38L40 80H41L40 82H42V79H43V78H42V79H39ZM123 78H124V79H123ZM134 78H136V80L139 79V80H140V81L138 80L139 83H138L136 80H135L136 82L133 81ZM165 78H166V79H165ZM167 78H168V79H167ZM179 78H180V80H179ZM201 78H202V80H201ZM221 78H220V79H221ZM223 78L221 79V80H222V83H221V84H222L223 86H226L227 84H226L225 82H228V81H225V79H223ZM230 78H231V77H230ZM238 78H239V77H238ZM63 79H64V78H63ZM63 79H62V80H63ZM69 79H70V78H69ZM181 79H182L183 81H182ZM239 79H240V78H239ZM241 79H242V77H241ZM35 80H33L34 82H33L32 80L30 81V86L35 87L34 85H35V84L37 85V83H35ZM101 80H100V81H101ZM120 80H121V81H120ZM176 80H177V81H176ZM200 80H201L202 82H200ZM223 80H224L225 82H224ZM228 80H229V79H228ZM263 80H264V79H263ZM17 81H20V80L18 79ZM28 81H29V78H28ZM48 81H47V82H48ZM60 81H61L62 83H60ZM180 81H182V82H184V83L181 82V84H182V85H181V84H180ZM255 81H256V82H255ZM261 81H260V82H261ZM32 82H33L34 85H31ZM40 82H39V85L42 84V83H40ZM126 82H127V81H126ZM176 82H177V83H176ZM248 82H249V83H248ZM202 83H203V84H202ZM216 83H217V84H216ZM228 83H229V82H228ZM247 83H248V84H247ZM262 83H263V82H262ZM16 84H17V82H16ZM18 84H19V83H18ZM44 84H46V80H45ZM66 84H67V83H66ZM68 84L70 85L71 82L68 81ZM68 84H67L66 86L69 88ZM116 84H117V83H115V85H116ZM125 84H127V83H125ZM125 84H123V86H124ZM138 84H139V85H138ZM170 84H171V86H170ZM173 84H174V85H173ZM221 84H220V85H221ZM224 84H225V85H224ZM229 84H230V83H229ZM229 84H228V86H229ZM238 84H237V85H238ZM246 84H247V85H246ZM263 84H264V83H263ZM27 85H28V84H27ZM119 85L121 86V84H119ZM119 85H118V86H119ZM134 85H135V86H134ZM137 85H138V86H137ZM240 85H241V87L243 86V87H242V90H241V88L238 89V88L240 87ZM245 85H246V86H245ZM42 86H43V88H42ZM45 86L47 87V89L45 88ZM104 86H105V85H104ZM126 86H125V87H126ZM162 86H163L164 88H163ZM167 86H168V87H167ZM169 86H170V88H169ZM173 86H174V87H173ZM248 86H249V87H248ZM261 86H262V89H263L264 86H263V85H261ZM25 87H28V86H25ZM32 87H31V88H32ZM37 87H40V86H37ZM55 87L58 88V89H56ZM98 87L100 88V86H98ZM101 87H102V85H101ZM106 87H104V89H105ZM125 87H124V88H125ZM160 87H162L163 90H161L162 88H160ZM165 87H167V90H165ZM236 87H237V88H236ZM245 87H248V88L246 89ZM28 88H29V89L25 88V91H24V88H23V91L20 90V95L18 96V98L21 97L22 99H24L22 96H25V98L28 99V97L32 94V92H31L30 95L28 96L29 92L32 91V89H31L30 87H28ZM44 88H45V89H44ZM59 88H61V90H59ZM78 88H79V87H78ZM95 88H96V87H95ZM107 88H106V89H107ZM114 88H115V90H113ZM118 88H119V87H118ZM136 88H137V89H136ZM157 88H158V89H157ZM172 88H173L174 90H173V91H170V89L172 90ZM220 88H222V87H220ZM229 88L231 89V87H229ZM26 89H27V92H26ZM33 89H36V88H33ZM48 89H49V91H48ZM96 89H97V88H96ZM100 89H103V88H100ZM135 89H136V90H135ZM227 89H228V88H227ZM244 89H245V90H244ZM28 90H30V91L28 92ZM37 90H38V89H37ZM37 90H36V92H37ZM56 90H58L60 94H59V93L57 94V91H56ZM64 90H65V89H64ZM66 90H68V89H66ZM69 90H70V89H69ZM79 90H80V89H79ZM83 90H84V89H83ZM97 90H98V89H97ZM118 90H119V89H118ZM118 90H117V91H118ZM120 90H121V89H120ZM156 90H157L158 92H160V93H158ZM164 90H165V91H164ZM221 90H224V91H221ZM235 90H234V91H235ZM50 91H51V92H50ZM61 91H62V92H61ZM89 91H91V90L89 89ZM89 91H88V92H89ZM106 91H107V90H106ZM168 91L170 92V93H169L170 95L168 94ZM219 91H221L222 93L219 92ZM247 91H248L249 93H248ZM251 91H252V93H250ZM262 91H263V90H262ZM24 92H25V93H24ZM33 92H35V90H34ZM36 92H35V93H36ZM76 92H77V90H76ZM76 92H75V95L78 94V97H79V96H80L79 93H76ZM78 92H79V91H78ZM81 92H82V91H81ZM81 92H80V94H81ZM86 92H87V91H86ZM95 92H96V91L94 90V93H95ZM98 92H101V91L99 90V91H97V93H98ZM113 92H114L115 94H113ZM135 92H136V93H135ZM163 92H164V93H163ZM225 92H226V91H225ZM230 92H231V90H230ZM235 92H236V91H235ZM235 92H234V93H235ZM237 92H236V93H237ZM27 93H28V94H27ZM44 93H43V94H44ZM55 93H56V94H55ZM65 93H68V92H65ZM92 93H93V90H92L91 94H92ZM155 93H158L159 96H158L157 94L155 95ZM161 93H162V94H161ZM196 93H198L197 96L195 95ZM226 93L228 94V92H226ZM258 93H259V92H258ZM260 93H261V92H260ZM262 93H264V92H262ZM22 94H23V95H22ZM26 94H27V95H26ZM39 94H41V93H39ZM43 94H41V97H42ZM70 94H71V93H69V95H70ZM89 94H90V93H89ZM89 94H88V95H89ZM99 94H98V95H99ZM160 94H161V95H160ZM164 94H166V95H164ZM227 94H226V95H227ZM231 94H233V93H231ZM237 94H238V93H237ZM21 95H22V96H21ZM32 95H34V94H32ZM55 95H56V96H55ZM65 95L69 96L68 94H65ZM65 95H64V96H65ZM96 95H97V94H96ZM112 95H116V96H115L116 98H115L114 96H112ZM119 95H120V96H119ZM152 95H153V97H158V98H152V97H151ZM162 95H163V96H162ZM167 95H168V96H167ZM228 95H229V94H228ZM228 95H227V97H224V98H228ZM233 95L235 96V94H233ZM37 96H38V94L36 93L34 98H35V99L38 98ZM90 96H91V95H90ZM117 96H118V97H117ZM125 96H124V97H125ZM132 96H133V97H132ZM193 96H196V97H193ZM221 96H222V95H221ZM230 96H231V95H230ZM234 96H233V98H234ZM32 97H33V96H32ZM32 97H30V98L28 99V101H29ZM44 97H45V96H44ZM44 97H42V98H44ZM74 97H76V96H73V98H74ZM87 97H88V96H87ZM169 97H170L172 100H170ZM222 97H223V96H222ZM240 97H242V96L240 95ZM240 97H238V98H240ZM21 98H20V99H21ZM39 98H40V95H39ZM39 98H38V99H39ZM47 98H48V97H47ZM49 98L46 99V100H49ZM67 98H68V97H67ZM67 98H65V99H67ZM71 98H72V97H71ZM71 98H69V99L71 100ZM83 98H82V99H83ZM130 98H131V100H129ZM148 98L150 99L151 102H152V99H153V100L156 99V100H155V102H152V103H151V102L148 100ZM233 98H231L232 101H233ZM235 98H236L237 100H239L237 97H235ZM249 98H250V99H249ZM251 98H252V99H251ZM27 99H24V100H22V101L25 102V101H27ZM35 99H34V101H31V100H30V101H31V102H34V104H36L35 102H37V101L39 102V100L36 99L37 101H35ZM75 99H77V97H76ZM85 99L88 100L87 104H85V103H86V102H85ZM93 99H94V100H93ZM114 99H115L116 101H115ZM121 99H124L125 102H123V100H121ZM159 99H158V102H160ZM217 99H218V101H217ZM236 99H235V100H236ZM13 100H14V99H13ZM15 100L17 101V103L19 102L17 99H15ZM42 100H43V99H42ZM67 100H68V99H67ZM67 100H66V101H67ZM77 100H79V98H78ZM117 100H121L122 102L120 103V101H117ZM237 100H236V101H237ZM251 100H252V101H251ZM253 100H254V101H253ZM256 100H257V101H256ZM260 100H261V102H260ZM16 101H15V103H13V107L11 108L12 110H11V111L9 110L10 113L8 112V109L3 108L4 106L1 105V109L3 108V110H4V109H5V110H4V111H0V116H1V114L3 115L2 117H0V121L3 120V122H4L5 120H7V121H6V125H7V122H8V123L10 122L9 124H11V122H12V118H13V120H14V117H15L14 115H15L16 112L19 110V109H17L16 112L11 113L12 111H15V110H13V108H14V109L16 108V105H17V104H16ZM63 101L65 102L64 99H63ZM74 101L76 102V100H74ZM92 101H96V102H92ZM162 101H163V100H162ZM216 101H217V102H216ZM220 101H221V102H220ZM225 101H226V99H225ZM232 101H229V103L231 104ZM13 102H14V101H13ZM20 102H21V101H20ZM23 102H22L21 105H23ZM48 102H47V103H48ZM67 102H68V101H67ZM67 102H65V104H66ZM98 102L100 103V105H98ZM117 102H118V103H117ZM128 102H129V103H128ZM144 102H145V103H144ZM149 102H150V103H149ZM158 102H157V105H160V103H161V105H162V102H160L159 104H158ZM164 102H165V101H164ZM167 102H166V103H167ZM223 102H224V101H223ZM223 102H222V103H223ZM226 102H228V100H227ZM233 102H234V101H233ZM250 102H251V103H250ZM263 102H264V101H263ZM29 103H30V102H29ZM43 103H44V102H43ZM51 103H49V104H51ZM90 103H91V104H90ZM96 103H97V104H96ZM122 103H124V106L122 105ZM130 103H131V104H130ZM218 103H219V104H218ZM234 103H235V102H234ZM19 104H20V103H19ZM19 104H18V105H19ZM27 104H28V102H27ZM27 104H25V105H27ZM30 104H31V103H30ZM30 104H29V106H30ZM34 104H32V105L34 106ZM81 104L84 105L85 107L82 106ZM89 104H90V105H89ZM112 104H113V105H112ZM127 104H128V106H127ZM139 104H140V105H139ZM149 104H150V105H149ZM164 104H165V103H163V105H164ZM173 104H174L175 106H174ZM182 104H184V105H182ZM224 104H226V103H224ZM240 104H242V105L240 106ZM25 105H24V106H25ZM38 105H39V104H38ZM55 105H56V104H55ZM62 105H64V104H62ZM62 105H61V106H62ZM67 105H68V104H67ZM97 105H98V106H97ZM101 105H102V106H101ZM105 105H106V106H105ZM141 105H142V106H141ZM153 105H152V106H153ZM161 105H160V106H161ZM163 105H162V106H163ZM167 105H168V104H167ZM181 105L184 106V107H182ZM212 105H213V106H212ZM251 105H252V106H251ZM253 105H254V106H255V105H257V106L260 105V108L258 109L259 106H258V107H257V106L253 107ZM33 106H32V107H33ZM40 106H42V105H40ZM61 106H60V108H62ZM78 106H79V107H78ZM88 106H89V108H87ZM94 106H95V107H94ZM104 106H105L106 108H104ZM136 106H138L139 108L137 107L138 109L135 110ZM144 106H145V105H144ZM144 106H143V107H144ZM154 106H153V109L156 108V107H154ZM223 106L225 107V105H223ZM227 106H228V105H227ZM19 107H20V106H19ZM36 107H37V106H36ZM36 107H35V109H36ZM83 107H84V108H83ZM97 107H98V108H97ZM99 107H100V108H99ZM101 107H102V108H101ZM179 107H180V109H179ZM229 107H232V106L229 105ZM229 107H227V108H229ZM52 108L56 111V114H55V111H54ZM81 108H82L83 110H82ZM119 108H117V109H119ZM160 108H163V107H160ZM160 108H158V109L160 110ZM164 108H165V107H164ZM167 108H168V107H167ZM171 108H169V109H171ZM206 108H208V109H206ZM240 108H242V109H244V110L242 111V109H240ZM254 108H255V109H254ZM9 109H10V108H9ZM31 109H33V108H31ZM79 109H80V110H79ZM86 109H87V111H88V109L91 110V111H88V112H87V111H85ZM126 109H127V110H126ZM147 109H148V108H147ZM156 109H157V108H156ZM156 109H155V111H156ZM169 109H168V110H169ZM176 109H177V110H176ZM236 109H237V108H236ZM33 110H34V109H33ZM46 110H49V111H47V113H46V112H45ZM59 110H60V109H59ZM97 110H98V111H97ZM106 110H107V112H106ZM115 110H114V112H115ZM120 110H119V111H120ZM134 110H135L136 112H135ZM162 110H163V109H162ZM181 110H182V111H181ZM207 110H209V111H207ZM219 110H221V111L219 112ZM231 110H232V109H231ZM231 110H227V111H231ZM234 110H235V107L233 106V111H234ZM254 110H255V111H254ZM256 110H257V111L259 110V111H260V114H259V111H258V113H257ZM51 111H52V112H51ZM73 111H75L76 114H77V112H79V113H78L77 115H75V113H74ZM84 111H85V112H84ZM92 111H93V113H92ZM94 111H95V112H94ZM116 111L118 112V110H116ZM125 111H126V112H125ZM152 111H154V110H152ZM155 111H154V112H155ZM30 112H31V111H30ZM32 112H33V111H32ZM34 112H36V110H35ZM34 112H33V115H35ZM97 112H98V114H97ZM104 112H105V113H104ZM117 112H116V113H117ZM154 112H153V113H154ZM159 112H162V111H159ZM166 112H167V111H166ZM178 112H179V113H178ZM231 112H232V111H231ZM231 112H230V113H231ZM261 112H262V114H261ZM7 113H8V114H7ZM14 113H15V114H14ZM45 113H46L47 115H46ZM51 113H52V114H51ZM71 113H73V114H72V118H71V116H69ZM88 113H89V114L92 113V114H90V116H89ZM108 113L111 114V116L108 115ZM116 113H115V114H116ZM132 113H133L134 115H133ZM137 113H138V114H137ZM149 113H151V112H149ZM153 113H152V114H153ZM162 113H165L164 110H163ZM167 113H168V112H167ZM222 113H223V115H222ZM228 113H229V112H228ZM238 113H240V114L238 115ZM241 113H242V114H241ZM254 113H255V115H254ZM256 113H257V114H256ZM10 114H12V115H10ZM13 114H14V115H13ZM53 114H54V116H53ZM60 114H62V113H60ZM86 114H87L88 116H87ZM93 114H94V115H93ZM95 114H96L97 116H96ZM125 114H126V115H125ZM131 114H132V115H131ZM136 114H137V115H136ZM152 114H151V115H152ZM157 114H158V113H157ZM157 114L154 113V115H157ZM174 114H173V115H174ZM179 114H180V115H179ZM6 115H7V116H6ZM17 115H19V112L17 113ZM44 115H46L49 119H47V117H45ZM62 115H63V114H62ZM92 115H93V119L91 118ZM135 115H136L137 117H136ZM144 115H145V116H144ZM147 115H148V114H147ZM165 115H167V114H164V116H165ZM168 115H169V114H168ZM168 115H167V117H166V116H165V117H166V118L169 117V119L172 117V119H173V116L170 117V116H168ZM232 115H233L234 117L238 118V119L236 120V118H233V119H234V120H233L232 118H230V117H233ZM258 115H259L260 117H259ZM261 115H263V116H261ZM43 116L45 117L44 119H43ZM79 116H80V115H79ZM83 116H82V117H83ZM106 116H109V118H106ZM139 116H140V117H139ZM164 116H163V117H164ZM178 116H177V117H178ZM240 116H243V118H244V116H245L246 119H241ZM58 117H59V116H58ZM68 117H69V118H68ZM87 117H90V118H87ZM120 117H121V118H120ZM146 117H147V116H146ZM152 117H154V116H152ZM165 117H164V118H165ZM174 117H175V115H174ZM227 117H229L231 120H230L229 118L227 119ZM5 118H6V119H5ZM7 118H8V119H7ZM31 118H32V119H31ZM34 118H35V119H34ZM36 118H37V120H36ZM51 118H53L54 120H52ZM70 118H71V119H70ZM85 118H84V119H85ZM105 118H106V119H105ZM110 118H111V119H110ZM114 118H115V117H114ZM140 118H141V119H140ZM142 118H143V119H142ZM157 118H158V117H157ZM259 118H261V119L259 120ZM4 119H5V120H4ZM40 119H41V121H40ZM45 119H47V121H46ZM124 119L122 118L121 121L124 122ZM131 119L129 120L128 117H127V120H125V121H128V120H129V122H131ZM153 119H155V118H152V120H153ZM162 119H163V120H162ZM169 119H168V120H169ZM172 119H171V120H172ZM226 119H227V120H226ZM239 119H241L243 122H246V123H243V122H242L241 120H239ZM254 119H255V121H254ZM42 120L46 121L48 124H47L46 122H44V121H43V123H42ZM50 120H51V121H50ZM108 120H112V121H111L112 123H111L110 121H109L110 123H108V122H107ZM165 120H167V119H165ZM235 120H236V122H235ZM262 120H263V119H262ZM37 121H38V122H37ZM82 121H84V123H80V122H82ZM88 121H89V122H88ZM94 121H95V122H98V121H99L97 125L95 124L96 126H94ZM105 121H106V122H105ZM121 121H119L120 123H119V126H118V127H117V126L114 127V129H115L116 132H118V130L120 129V125L122 124ZM169 121H170V120H169ZM173 121H174V120H173ZM239 121H240V122H239ZM35 122H37V123H35ZM77 122H79L80 124H79V123L77 124ZM104 122H105V124L108 123V126L104 127V126H103ZM138 122H139L140 125H142L143 127L140 126L139 124H137ZM171 122H172V121H171ZM179 122H178V123H179ZM183 122H184V123H183ZM1 123H2V122H1ZM31 123H35V125H32V126H31ZM142 123H143V124H142ZM172 123H173V122H172ZM174 123H177V122H174ZM239 123H240V124H239ZM255 123H256V124H255ZM262 123H263V122H262ZM262 123H261V124H262ZM9 124H8V125H9ZM109 124H111V125H109ZM124 124H125V123H124ZM154 124H155V123H154ZM202 124H203V125H202ZM212 124H214L213 127H212ZM216 124H217V125H216ZM238 124H239V125H238ZM243 124H245V127H248V126H249L248 129L245 128V127L243 126ZM258 124H259V125H258ZM0 125H1V124H0ZM2 125H4V126L2 127ZM2 125H1V128H2V129H4V128L7 129V127H9V126L5 127L6 125H5L4 123H2ZM25 125H26V124H25ZM55 125H56V126H55ZM58 125H59L60 127H59ZM91 125L94 127V130H93V127H92ZM106 125H107V124H106ZM133 125H134V124H133ZM151 125H152V124H151ZM204 125H205V126H204ZM246 125H248V126H246ZM29 126H31V127H29ZM63 126H64V127H63ZM66 126L69 127V130H67L68 128H66ZM79 126H80V127H79ZM83 126H85V125H83ZM139 126H140V127H139ZM172 126H174L173 128H175V129H172V128H171ZM176 126H177V125H176ZM199 126H200V127H199ZM203 126H204V127H203ZM241 126H242V128H241ZM263 126H264V124H263L261 127H263ZM55 127H56V129H58V128H59V129L56 130ZM78 127H79V128H78ZM88 127H89V128H88ZM133 127H134V126H133ZM145 127H144V129H145V131H146V128H145ZM152 127H153V125H152ZM177 127H178V126H177ZM216 127H220V128H216ZM243 127L245 128V130L247 129L246 132H245V130H243V132L240 131L241 129H243ZM256 127H255V128L253 127V128H254V129H257ZM259 127H260V126H259ZM25 128H26V130H27V127H25ZM60 128H61V129H60ZM62 128H63V129H62ZM77 128H78V129H77ZM97 128H98V127H97ZM108 128H109V127H108ZM111 128H112V127H111ZM121 128H122V126H121ZM150 128H151V127L149 126V129H148L149 131L147 130L148 132H150V130H153V129H150ZM155 128H154V129H155ZM182 128H184V132H182V131H183ZM187 128H188V129H187ZM211 128H212V129H211ZM237 128H238V129H237ZM239 128H240V129H239ZM2 129H0V132H1ZM38 129H40V130H38ZM51 129H52V130H51ZM53 129H54V130H53ZM65 129H66L67 131H65ZM73 129H74L73 133H75V131H78L79 133L81 132L80 134L76 132L77 134H79V135L81 136L80 138H79V137L77 138L78 141H79V139H80V143H79V145L77 144L78 141H77L76 138H75L76 142H75V140H74V138H73V140H74V141H73V145H72V140H70L72 137H74L73 134H72V137H71V135H69V133H71V131H72ZM162 129H164V131H163ZM185 129H186V130H185ZM203 129H205V130H203ZM213 129H215V130H213ZM220 129H222V130H220ZM228 129H229V130H228ZM48 130H49L50 132H49ZM80 130H82V129H80ZM91 130H92L93 132L90 134L89 132H91ZM109 130H110V128H109ZM121 130H126V129H123V128H122ZM142 130H143V129H142ZM155 130H157V129H155ZM166 130H167V131H166ZM170 130H171V131H170ZM173 130H174V131H173ZM211 130H212V131H211ZM217 130H218V131H217ZM258 130H259V128H258ZM261 130H263V129H261ZM261 130H259V131L262 132ZM24 131H25V130H24ZM27 131H28L27 133H29V135H30V134H32V136L35 135V132H33V133H34V135H33V133L31 132V130L28 129ZM33 131H34V130H33ZM54 131H55V132H54ZM61 131H62V132H61ZM97 131H98V130H97ZM97 131H96L95 133H93V137H94V135L96 136V134H98L99 136H101L99 132L97 133ZM107 131H108V130H107ZM112 131H113V130H111V133H110V134L113 133ZM115 131H114V132H115ZM145 131H144V132H145ZM147 131H146V132H147ZM165 131H166V132H165ZM208 131H209V132H208ZM210 131H211V132H210ZM213 131H214L215 133H216V132H218V133H216V135H215V134L213 133ZM223 131H224V132H223ZM249 131H250L251 133H250ZM254 131H255V130H254ZM254 131H253V132H254ZM263 131H264V130H263ZM25 132H26V131H25ZM30 132H31V133H30ZM116 132H115V134H116L117 136H120V133L123 132V131H121L120 133H116ZM142 132H143V131H142ZM142 132H140V133H142ZM154 132H156V131H154ZM175 132H176V133H175ZM177 132H178V133H181V132H182V133H181L182 136H181L180 134H178ZM233 132H235V134H234ZM244 132H245V133H244ZM3 133H4V132H2V134H3ZM5 133H6V130H5ZM27 133H26V134H27ZM54 133L58 136V137H57V141H56L55 144L53 143V138H52V136L54 135ZM61 133H62V134H61ZM76 133H75V134H76ZM101 133H102V132H101ZM103 133H104V132H103ZM105 133H106V131H105ZM150 133H152L151 135H153V131H151ZM150 133H148V135H149ZM159 133H158V134H159ZM167 133H169V135H170V133H171V135H172L173 133H175V134H174L175 138H173L174 136L171 137V135L168 136ZM208 133H209V134H208ZM231 133H233V134H231ZM241 133H242V134L244 133V134L242 135ZM263 133H264V132H263ZM39 134L37 133L38 136H39ZM42 134H41V136H42ZM59 134H60V135H59ZM63 134L65 135V137H64ZM110 134H108V135H110ZM115 134L113 133L112 136L110 137L112 140H114L113 138L116 136ZM125 134H126V133H125ZM164 134H165V135H164ZM210 134H211V135H210ZM212 134H213V135H212ZM236 134H237V135H236ZM239 134H240V135H239ZM27 135H28V134H27ZM51 135H52V136H51ZM62 135H63V136H62ZM68 135H69V136H68ZM79 135H78V136H79ZM82 135H83V134H82ZM98 135H97V136H98ZM146 135H147V134H146ZM223 135H224L225 137H224ZM238 135H239V138H238ZM244 135H245V136H244ZM255 135H256V134H255ZM259 135H260V134H259ZM6 136H7V135H6ZM25 136H26V135H25ZM30 136H31V135H30ZM30 136H29V137H30ZM35 136H36V135H35ZM38 136H37V137H38ZM60 136H61V137H60ZM97 136H96V137H97ZM99 136H98V137H99ZM153 136H156V133H155ZM158 136H160V135H158ZM176 136H177V138H176ZM209 136H210V137L213 136L212 138L215 137V139H214L213 142H211L212 140L209 139V138H210ZM217 136H220V137H217ZM240 136H241V137L244 136V137L241 138ZM261 136H263V137H261V138H264V134H263V135L261 134ZM0 137H1V135H0ZM3 137H4V134H3ZM3 137H1L2 139L0 138V140H1L0 142H2V143H1L2 145L4 144V143H3L4 141H2V140H3ZM59 137H60L62 140H65V139H66L65 142L62 141ZM69 137H70V138H69ZM75 137H77V136H75ZM96 137H95V138H96ZM98 137H97V138H98ZM112 137H113V138H112ZM147 137H148V136H147ZM150 137H151V136H149L148 138H150ZM163 137H162V138H163ZM206 137H207V138H206ZM223 137H224V138H223ZM233 137H236V138H237V139H236L237 141H236V140L234 141L235 138H233ZM245 137H247V138H245ZM259 137H260V136H259ZM5 138H6V137H5ZM26 138H27V137H26ZM26 138H25V139H26ZM33 138H36V137H33ZM38 138H39V137H38ZM50 138H52L51 143H50V141H49ZM115 138H116V137H115ZM152 138H153V137H152ZM164 138H163V139H164ZM171 138H173L174 142H173V140H172ZM178 138H179V139H178ZM212 138H211V139H212ZM216 138H217V140L219 139L218 142L216 141ZM220 138H221V140H220ZM59 139H60V141H58ZM68 139L70 140V143H71V144H70V143H69V144L67 143V140H68ZM107 139H108V140H107ZM107 139L105 138L106 144H107V143H110L109 141L111 140V139L109 140V136H107ZM155 139H158V138L156 137ZM159 139H160V138H159ZM159 139H158V140H159ZM163 139H162V140H163ZM208 139H209V140H208ZM231 139H230V140H231ZM238 139H240V140L238 141ZM244 139H245V140H244ZM5 140H7V139H5ZM26 140H27V139H26ZM26 140H25V141H26ZM28 140H29V138H28ZM36 140H37V139H36ZM38 140H39V139H38ZM47 140H48V141H47ZM92 140H93V141H91V142H93V144H94V141H95L96 139H95V140L92 139ZM169 140H170V142H171L173 145H172L171 143L168 144ZM177 140H178V141H177ZM205 140H206V141L208 140V143L211 142V143H210L211 145H209L207 142H206V143H207L208 146L206 145V143L204 144V145H206V146L202 145V144L205 142ZM227 140H228V138H227ZM232 140H231V141H232ZM246 140H248V141H246ZM256 140H258V145H260V146H259L260 149L258 148L257 144H256L257 149L255 148V147H256V146H255V143L257 142ZM260 140H262V139H260ZM61 141L64 142L65 145H62V142H61ZM159 141H161V139H160ZM176 141H177V142H176ZM183 141H184V142H183ZM219 141H220V142H219ZM245 141H246V142H245ZM254 141H255V142H254ZM5 142H7V141H5ZM9 142H10V141H9ZM38 142H39V141H38ZM38 142H37V143H38ZM46 142H47V143H46ZM48 142H49V144H48ZM60 142H61V144H60ZM68 142H69V141H68ZM74 142H75V143H74ZM81 142H82V143H81ZM111 142H113V141H111ZM179 142H180V143H179ZM182 142H183V143H182ZM185 142H186V144H185ZM202 142H203V143H202ZM216 142H217L218 144H217ZM262 142H264V141H262ZM66 143H67L68 146H70V147H68V146L66 145ZM83 143H84V144H83ZM88 143H89V144H88ZM113 143H114V142H113ZM215 143H216V145H215ZM221 143H223V142H221ZM221 143H220V144H221ZM242 143H243V144H242ZM9 144H11V143H8V144H7V147H10ZM39 144H40V143H39ZM41 144H42V143H41ZM58 144H60V145H58ZM158 144H159V142H158ZM179 144H180V146H179ZM240 144H241V146H240ZM2 145H1L0 147H2ZM8 145H9V146H8ZM24 145H25V144H24ZM37 145H38V144H37ZM71 145H72V147H71ZM83 145H84V148H83ZM88 145H90V146L88 147ZM108 145H109V144H108ZM167 145H168V146H167ZM5 146H6V144L4 145V148H3V149L0 148V153H1V150H2V152H4V151L6 150V149H5ZM26 146H27V145H26ZM45 146H46V147H45ZM49 146H50V147H49ZM57 146H58V147H57ZM64 146H66V147H64ZM111 146H112V145H110L109 148H111ZM165 146H166L167 148H166ZM171 146H170V147H171ZM195 146H194V148H195ZM201 146H199V148H200ZM221 146H222V145H221ZM263 146H264V145H263ZM7 147H6V148H7ZM35 147H36V146H35ZM59 147H60V148H59ZM61 147H62V149H61ZM67 147H68V148H67ZM80 147H81V149H80ZM93 147H94V146H93ZM159 147H161V146L159 145ZM174 147H173V149H174ZM10 148H11V147H10ZM23 148H24V147H23ZM33 148H34V147H33ZM43 148H44V149H43ZM46 148H47V149H46ZM57 148H58L59 150H58ZM64 148H67L68 151L64 150ZM90 148H92V147H90ZM221 148H222V147H221ZM221 148H219V146H218V149H221ZM4 149H5V150H4ZM7 149H9V148H7ZM12 149H13V148H11L9 151H10L11 153H13V155H14V152H12ZM45 149H46V150H45ZM102 149H103L104 151H106V149H104V148H101V149L98 148V149H96L95 152L93 151V153H90V154H88V151H87V150H86V152H85L86 155H83V153H82V155H81V154H80V155L78 154L77 157H78V158L80 157V159H78V163L80 164L81 161L83 162V160H85V159L87 160V158H89V160H91V161L93 162L94 159L96 160L95 156L97 157V159H101L102 156L104 155V154H103L104 152L102 153V151H103ZM162 149H163V148H162ZM176 149H177V148H176ZM214 149H215V150H214ZM258 149H259L261 152H259L258 154L256 153V155H254V151H255V152H256V151L258 152ZM262 149H263V148H262ZM3 150H4V151H3ZM23 150H24V149H23ZM34 150H35V148H34ZM44 150H45V151H44ZM69 150H72V151L69 152ZM88 150H89V149H88ZM97 150H99V152H100V156L97 155V153H98ZM160 150H161V149H160ZM171 150H172V149H171ZM174 150H175V149H174ZM48 151H49V152H48ZM63 151H65V152H63ZM10 152L5 151V153H8V154H10ZM38 152H39V153H38ZM96 152H97V153H96ZM161 152H163V151H161ZM165 152H166V151H164V153H165ZM168 152H169V150H168ZM171 152H172V151H171ZM183 152H182V153H183ZM5 153H4V156L2 155V156H3L2 158H5V155H6ZM17 153H19V152H17ZM32 153H33V151H32ZM32 153H31V154H32ZM62 153H63V154H62ZM94 153H95V155H94ZM101 153H102V154H101ZM147 153H149V152H147ZM172 153H175V152H172ZM1 154H3V153H1ZM68 154H69V155H68ZM73 154H74V153H73ZM152 154H153V153H151V154L149 153V155H152ZM159 154H160V153H159ZM175 154H176V153H175ZM175 154H174V155H175ZM180 154H179V155H180ZM33 155H34V153H33ZM62 155H63V156H62ZM92 155H93V156H92ZM105 155H107V154H105ZM105 155H104V156H105ZM170 155H171V154H170ZM179 155L176 156V157H179ZM215 155H216V153H215ZM0 156H1V155H0ZM8 156H9V157L6 156V159L9 158V161H10V159H11V158H10V155H8ZM66 156H67V157H70V158H67ZM73 156H74V155H73ZM89 156H90V157H89ZM144 156H145V155H143V157H144ZM172 156H173V155H171V157H172ZM26 157L28 158L29 161L27 160ZM29 157H30V158H29ZM37 157H38V159H37ZM82 157H83V158H82ZM86 157H87V158H86ZM92 157H93L94 159H91ZM153 157H155V156H152V158H153ZM158 157H159V156L157 155L156 158H154V159H157ZM176 157H175V159H176ZM2 158H1L0 161H2ZM72 158H73V157H72ZM144 158H145V157H144ZM146 158H147V156H146ZM60 159H61V160H60ZM62 159H63V160H62ZM65 159H66V160H65ZM147 159H148V158H147ZM149 159H151V157H149ZM178 159H179V158H178ZM255 159H256V160H255ZM261 159H263V163H262V161H260ZM4 160H5V159H3L2 163H4ZM15 160H12V162H14V163H11V164H15ZM40 160H41V161H40ZM64 160H65V162H64ZM143 160H144V159H143ZM200 160H201V161H200ZM207 160H208V161H207ZM35 161H36V162H35ZM37 161H39V163H37ZM96 161H97V160H96ZM146 161H147V160L145 159L144 162H146ZM209 161H210V162H209ZM254 161H255V162H254ZM5 162H6V161H5ZM19 162H18V163H19ZM29 162H32L30 168L32 167V168H35V169L38 170L36 173H35V171H36L35 169H30L29 167H27ZM40 162H41V163H40ZM42 162H43V163H42ZM56 162H57V163H56ZM84 162H85V161H84ZM87 162H90V161H87ZM23 163H25V162H23ZM36 163H37V164H36ZM66 163H67V164H66ZM201 163H202V164H201ZM205 163H206V164H205ZM255 163H256V164H255ZM258 163H259V164H258ZM32 164H33L35 167H33ZM207 164H208V166H207ZM212 164H214V165H212ZM36 165H37V166H36ZM47 165H48L49 167H48ZM57 165H58L59 167H57ZM68 165H69V164H68ZM82 165H83V164H82ZM82 165H81V166L79 165V166L82 168ZM211 165H212V166H211ZM261 165H260V167H261ZM61 166H63V167H61ZM65 166H66V167H65ZM209 166H210V167H209ZM218 166H220V165H218ZM252 166H251V167H252ZM263 166H262V168H263ZM37 167H38V168H37ZM41 167H42V168H41ZM80 167H79V169H81ZM202 167H204V168H203V169H204L203 171H202V169H201ZM205 169H207V170H205ZM263 169H264V168H263ZM32 170H33L34 172H32ZM40 170H41V171H40ZM61 170H62V171H61ZM45 171H46V173H44ZM50 171H51V173H50ZM41 173H42V174H41ZM197 174H198V175H197ZM60 175H61V176H60ZM263 175H264L263 172L260 173V174H257V175H256V174L251 175V177H253V179L251 178L250 181L253 180V182H255V183L249 182L248 185H250V184H253V185L256 184V185H257V183L260 184V183L262 182V180L264 179V178L262 179V177H261V176H263ZM34 176H33L32 178H34ZM38 176H39V177H38ZM46 176H47V177H46ZM199 176H200V178H201V175H199ZM14 177H15V178H14ZM171 177H172V176H171ZM173 177H174V176H173ZM175 177H176V175H175ZM196 177H195V178H196ZM221 177H223V179H224V176H221ZM258 177H261V179L258 178ZM263 177H264V176H263ZM22 178H23V179H22ZM256 178H257L258 180H257ZM14 179L17 180V181H14ZM24 179H25L26 181H24ZM30 179H31V178H30ZM38 179H39V180H38ZM56 179H57V180H56ZM46 180H47V182H46ZM254 180H255V181H254ZM19 181H20V182H19ZM258 181H259V182H258ZM17 182H18V183H17ZM28 182H30L29 184H31V186H30L31 188H30V187H25V186H27V185L29 186ZM60 182H61V183H60ZM56 183H57V184H56ZM59 183H60V185H59ZM43 184H44V185H43ZM49 184H50V185H49ZM53 184H54V185H53ZM13 185H14V184H13ZM20 185H19V186H20ZM48 185H49V186H48ZM52 185H53V186H52ZM58 185H59L60 187H56V186H58ZM253 185H252V186H253ZM19 186H18V187H19ZM250 186H251V185H250ZM252 186H251V187H252ZM16 187H17V186H16ZM21 187H22V186H21ZM247 187H248V186H247ZM23 188L21 189V190H23V191H21V194H22V193L24 192V190H25V189H23ZM29 188H30V189H29ZM35 188H36V187H35ZM54 188H55V189H54ZM244 188H245V187H244ZM17 189H18V188H17ZM62 189H63V188H62ZM62 189H61V190H62ZM167 189H168V188H165V191H163L162 188H161V190H162L164 193L167 191ZM245 189H246V188H245ZM245 189L243 190V194L245 193V191H246L248 188H247L246 190H245ZM18 190H19V189H18ZM28 190H25L26 194L29 193ZM27 191H28V192H27ZM53 192H54V193H53ZM45 193H46V194H45ZM52 193H53V194H52ZM23 194H24V193H23ZM167 194H168V193H166L165 196H167ZM54 196H55V198H54ZM57 196H58V195H53V197L50 196V199L53 198V199L56 200V199L58 198ZM247 196H248V195H247ZM251 197H252V196H251ZM256 197L259 198V199L261 200V198H260L259 196H255V197H253V198H256ZM47 198H48V196H47ZM63 198H65V196H63ZM63 198H62V199H63ZM43 199H44V198H43ZM58 199H59V198H58ZM134 199H135V198H134ZM48 200H49V199H48ZM136 200H137V199H135L134 201H136ZM256 200H257V199H255V201H254L255 203H252V205L257 203ZM51 201H52V200H51ZM53 201H54V200H53ZM53 201H52L51 203H53ZM127 201H128V200H127ZM132 201H133V199H131V205H130V200H129L127 206L130 205V207H133L135 204H137V203L133 204L134 202H132ZM257 201H259V200H257ZM56 202H58V201H56ZM60 202H61V201H59L58 203H55V204L57 205V208H59V206H61ZM251 202H253V199H251ZM260 202H261L260 204L264 205V204H263L264 201H260ZM59 204H60V205H59ZM260 204L258 203V205H254V207H253V209H254L253 211H254V212L256 211V212H255L256 214H257V211H258V212H259V211L261 212V213L259 212L258 216L256 215V216L254 217V218H255V221H256V223H255L256 228H259V231L262 230V229H261L262 226L264 227V225L262 224V223L264 222V221H263V220H264V206H262V205H260ZM56 205H54L53 207H56ZM58 205H59V206H58ZM128 207H129V206H128ZM255 209H256V210H255ZM179 210H182V206L179 207ZM55 211H56V210H55ZM254 212H253V213H254ZM260 215H261V216H260ZM260 217H261V218L263 217V218L261 219ZM257 218H258V219H257ZM259 219H260V221H259ZM261 221H263V222H261ZM257 222H258V223L261 222V224H260L258 227H257V225H258ZM261 225H262V226H261ZM203 229H204L205 232L207 233V230H206L205 228H201L200 230H202V232L200 233V235H202V236L206 235L205 232L203 233V231H204ZM200 230H199V231H200ZM256 231H257V230H256ZM261 232L264 233L263 230H262ZM258 233H259V232H258ZM258 233H257V235H258ZM208 235H210V234L208 233ZM211 236H212V235H211ZM211 236H209L210 238L208 237V239H214V237H213L214 235L212 236L213 238H212ZM249 236L251 237V235H249ZM252 236H253L254 239H255L256 237L259 238L258 236H255V237H254V235H252ZM220 237H221V236H220ZM247 237H248V235H247ZM250 237H249V239H250L251 241L247 238V241H248V242H247V245H248V243L251 242L250 245H252V246H255V245H256L255 248H258V247H259V248H262V249H263V252H264V246H263L264 243H263V244H260V246H261V245L263 246V247H260L259 245H257V244H258V241H257V240H259V239L256 238L257 243H256V241H255V244H254V242H253L254 239H252V237H251V238H250ZM218 238H219V237H218ZM218 238L215 237V239H214L215 241H214V240H213V241L210 240V241H208V242H209V243H210L211 241L214 242V243H212L211 245H212V246H215L216 243H217L216 240H217ZM218 240H219V243H220V241L222 240V238H221V240H220V239H218ZM261 240H263V239H261ZM197 241H198V240H197ZM197 241H196V242H197ZM194 242H195V241H194ZM252 242H253V243H252ZM197 243H198V242H197ZM209 243H207V244H209ZM222 243H223V241H222ZM260 243H261V242H260ZM195 244H196V243H193V245H195ZM186 245H187V244H186ZM188 245L190 246L191 243L188 244ZM188 245H187V246H188ZM196 245H197V247H198L199 243L196 244ZM217 245H219V244L217 243ZM182 246L185 248L184 245H182ZM201 246H202V245H201ZM201 246H200V248H201L202 250H204L203 248H204L205 246H204L203 248H202ZM219 246H220V245H219ZM193 247H194V246H193ZM193 247L190 248L191 250L187 249V250H188V251L186 250L187 252L184 251V257H185V255H186V257H187V255L189 256L191 253L194 252ZM195 247H196V246H195ZM195 247H194V248H195ZM197 247H196V248H197ZM207 247H208V249L210 250L211 246L208 245ZM187 248H189V247H187ZM196 248H195V250H196ZM205 248H206V247H205ZM214 248H216V246L213 247V249H214ZM248 248H249V246H248ZM250 248L255 250L254 247L252 248V247L250 246ZM250 248H249V249H250ZM262 249H261V250H262ZM170 250H171V247H170ZM170 250H169V253H170V255H171V252H173V250H175V248H173L171 251H170ZM183 250H184V249H183ZM192 250H193V252H191ZM257 250H260V249H257ZM189 251L191 252L190 254H189ZM206 251H207V250H206ZM210 251H211V250H210ZM185 252H186V254H185ZM174 253H175V252H174ZM174 253H173V254H174ZM187 253H188V254H187ZM199 254H200V253H199ZM193 255H194V256H193ZM196 255H197V253L192 254L190 258H188V257L185 258L184 260H186V261H184V262H182V263H185V264H199V262H200V264H201V260L203 261V259H199V260H198V258H196V257L201 258V257H203L202 254H200L199 256H196ZM200 256H201V257H200ZM184 257H183V258H184ZM194 257H195V258H194ZM191 259H192V260H191ZM195 259H196V260H195ZM1 260H2V259H0V261H1ZM3 260H4V259H3ZM5 260H6V259H5ZM197 260H198L199 262H198ZM69 261H70V260H69ZM203 262H204V261H203ZM182 263H181V264H182ZM220 263H221V262H220ZM220 263H219V264H220ZM202 264H204V263H202ZM221 264H222V263H221Z\"/></svg>",
	"mask_w": 264,
	"mask_h": 264
}]
</instances>
